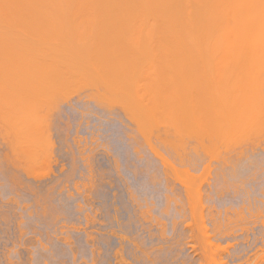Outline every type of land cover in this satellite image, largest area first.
<instances>
[{"label":"bare ground","instance_id":"6f19581e","mask_svg":"<svg viewBox=\"0 0 264 264\" xmlns=\"http://www.w3.org/2000/svg\"><path fill=\"white\" fill-rule=\"evenodd\" d=\"M127 11V12H126ZM130 11L131 12H135L136 11V15L138 14V17L136 16V15H134V14H132V16L131 15H129V13H130ZM99 12L101 13V12H104L103 14L104 15H101V14H99ZM106 12V13H105ZM109 12H112V13H109V15H107ZM113 12H114V14H113ZM123 12H124V14H123ZM126 12V13H125ZM139 12V13H138ZM143 12V13H142ZM118 13H121L122 14V17H121V14H118ZM140 13L142 14V15H140ZM107 15V17L108 16H111L112 18H111V20L109 21V19L110 18H107L106 17V15ZM110 14H112V15H110ZM126 14V15H125ZM147 16H145V15ZM101 15V16H100ZM117 15H119L118 16V18L116 19L114 16H117ZM133 15H134V18H133ZM140 15V16H139ZM104 16V17H103ZM98 18V17H103V20H104V23H109V22H111V21H113V23H112V25L114 26H112L111 28H110V25H111V23H110V25L108 24V26H109V28H108V26H107V24H104L103 23V20L102 21H100L99 22V19L100 18H98V20H94V21H98V23L99 24H104L106 27H107V29H110V30H108V31H105L104 29H106V27L105 28H102L101 29V26L103 27V25H100V27H98V28H96L95 30H94V27L95 26H98L99 24H96L97 22H95V26L93 27L92 25H90V26H92L93 27V30H90V29H92L90 26H88L89 24L88 23H90L89 22V18L91 19V20H93L92 18ZM133 18V19H131L130 21L132 22V20H138V22L136 23V24H134L133 22L132 23H130V21H129V18ZM141 17H143L142 19H141ZM87 18V19H86ZM108 19V22L106 21L105 22V19ZM115 18V19H114ZM121 18H122V20H121ZM127 18V19H126ZM146 18V19H145ZM150 20H149V19ZM84 19V20H86V21H84V22H88L87 24H86V26L87 27H84L85 26V24L83 23V21L82 20ZM102 19V18H101ZM100 19V20H101ZM114 19V20H113ZM117 20V21H116ZM122 21V24H121V21ZM123 20H125V21H123ZM142 20V21H141ZM130 23V24H128V26H127V23L128 22ZM135 21V22H136ZM153 21H155V22H153V24H152V22ZM159 21H161V23H163V24H161ZM92 23H93V21H91ZM125 22V23H124ZM127 22V23H126ZM143 22H145V24L147 25V24H149L150 25V27H148L149 25H145ZM149 22H151V24L154 26L153 27V29H152V27H151V24L149 23ZM156 22H157V25H156ZM91 23V24H92ZM141 23H143L142 24V26L140 25ZM115 24V25H114ZM116 24H118V25H123V27L122 26H118V28H123V30L122 29H118L117 27H116ZM124 24H126V25H124ZM155 24V25H154ZM161 24V25H160ZM138 25V27H135V26H137ZM139 25H140V27H139ZM163 25V26H162ZM166 25H167V27L169 26H171V28H172V30H168L169 28H166V30L167 31H164V29H162V27L163 28H165L166 27ZM127 26V27H126ZM144 26V27H143ZM145 26H146V30H145ZM157 26H159V27H157ZM165 26V27H164ZM174 26V27H173ZM89 27H90V29H89ZM124 27L125 28H127V31H126V29H124ZM133 27H135V30L137 31H135L134 30V28L132 29ZM148 27V28H147ZM177 27V28H176ZM184 27H185V30H186V28L188 27V30H190L191 29V27H193V29H196L197 28V30H198V34L199 35H197L198 36V39H197V41H196V49H197V52H195V53H197V55H199L198 57H197V55L195 54V53H193V51L191 50V49H193L194 48V43H193V40H191L190 42L188 41V40H186L187 39V36L188 35H192V33H194V32H192V33H189V31H184ZM189 27H190V29H189ZM196 27V28H195ZM100 28V30H98ZM116 28H117V30H116ZM128 28H130V29H128ZM142 30H141V29ZM149 28H151V29H149ZM155 28V29H154ZM176 28V29H175ZM106 29V30H107ZM140 31H139V30ZM147 29H148V31H150V32H148L147 31ZM158 29V30H157ZM161 29L164 31V32H166L167 34H169L170 32H172V34H171V36L172 37H176L177 35H179L178 37L181 39H183L182 41H184L185 42V40L186 41H188L189 42V44L190 43H193V44H190L189 46L187 45L188 44V42H186V43H181V42H179V43H181V44H183L182 46H179V43L177 42V43H173V42H171V43H173L174 45H178V46H176L178 49H176V47H174V45L173 44H170V40L169 39H167V37H169L170 35H167L166 33H163L162 31H161ZM102 30V31H101ZM112 30V31H111ZM126 32H128V33H126L128 36L126 37V35H125V31ZM134 30V31H133ZM154 30H156L155 31V34H153L154 33ZM196 30V31H197ZM131 31V32H130ZM138 31H139V33H138ZM144 31V32H143ZM151 31H153V33L151 32ZM159 31H161L162 33L161 34H158V32ZM192 30H190V32H191ZM195 31V30H194ZM196 31H195V33H196ZM134 32L136 33V34H140V36H138V35H135V36H137V38H134L135 36H134ZM133 33V35H130V34H132ZM146 33V34H145ZM147 33H149V34H147ZM151 33H152V35L153 36H151ZM177 34V35H174V34ZM184 34V35H183ZM197 34V33H196ZM195 34V35H196ZM150 35V36H149ZM160 36L159 38V40H161L160 42L158 41V39H157V41H156V43L154 42V39H156V37L155 36ZM165 37V39H163V36ZM166 35H167V37H166ZM191 35L190 36H188V37H191ZM131 36V37H130ZM142 36H144V37H142ZM146 36V37H145ZM148 36V37H147ZM181 36H184V38L183 37H181ZM186 36V37H185ZM126 37V38H125ZM128 37H130L129 38V40H128ZM154 37V38H153ZM174 37V38H175ZM175 38V40L177 39V41H181V40H178L179 38ZM132 38H134V39H136V40H132ZM140 38H141V40H140ZM144 38V39H143ZM146 38H148V39H146ZM149 38H151L152 40H150ZM194 38V37H193ZM140 41H139V40ZM145 39H146V41H149L150 43H152V44H150V43H143L144 41H145ZM169 40L168 42L169 43H167L166 45H165V43L167 42V41H165V40ZM131 40V41H130ZM143 40V41H142ZM162 40H164V45H163V43H162ZM124 41H126V44H125V42ZM129 41V44H130V47H129V44L127 43ZM139 41V43H140V46L141 47H139L138 46V48H137V45L139 44V43H137ZM145 41V42H146ZM172 41H174V40H172ZM123 42H124V44H123ZM136 42V44L134 45V43ZM161 45H159L158 43ZM194 42H195V39H194ZM0 43H3V44H1V46H2V48H1V50L4 48V47H6V48H8V45H10V49H11V46L13 45L14 46V44H17V45H19L18 47V49H20L21 51H19V50H15L14 52L12 51V50H10L13 54V56L12 57H14V54L17 52V55H19V53H18V51L20 52V53H22V51H25V53L23 52V54L21 55V56H16L15 55V57L14 58H11V59H14V60H16V63L14 64L13 63V61H12V65L10 64L11 62H9V59L8 58H6L5 57V55H3L4 57H5V60H4V57H0V59L2 60H4V62L6 63V59H7V63H6V65L8 64L9 65V67H7L6 65L5 66H3L4 64L2 63V65L0 66V68L1 67H3V68H1L0 69V93H2V91H4V92H10V93H14V92H16L15 93V95H17L18 93H20L19 95H17V99H19V97H21V101H23L26 97H22L23 95L24 96H30V94L31 95H33V96H35V97H31V99L29 100V101H31L30 103H31V105L30 106H33L31 109L27 106V104H28V102L25 104L24 102V104L23 103H21V101H19V100H17L18 101V103H20V104H22V105H24V106H27V108L25 109V107L23 108V109H25L26 110V112H25V110H22V109H20L21 108V106H19V104H18V106L17 105H15V108H17V107H20V108H18V110H21L22 112H21V114H25V116H24V118H23V120L20 118V120H22V121H18V119H17V121H18V123H19V125H20V127L23 129V131L24 132H28L26 135L27 136H29V127H31V126H29L30 124H33V123H30V121L32 120V122H34L35 123V125H34V127L36 126V124L38 123L36 120H38L40 123H39V125H41V123H43L42 122V120H39V119H41L40 117V115H42L40 112H39V114H35L34 113V115L36 116V118H39V119H36L35 118V116L33 115V112H34V110H36V113L38 112V108H36V109H34V107H36V106H38L40 103H41V101H42V103L41 104H43V105H39V107H40V110H41V108H42V106H44L45 104H46V106H48V105H52L50 102L51 101H49L47 98L49 97V99H50V97L52 96V97H54L53 95H56V97H57V95H60V94H62L63 96H64V94H65V98L67 99L68 97H66V95H67V93L69 94L70 92H76L77 91V88H79L78 89V93H79V95H80V93H81V91H80V88H84V89H86V88H88L89 89V93H90V95L88 96V98L90 99L91 98V94H95L96 95V97H98L99 98V100H95V102H96V104L98 103V102H100V101H106V103H107V105H101V106H103V108L101 107V106H99V103H98V106H99V115H101L100 117H97V116H95L94 118V120H95V122H97V125L99 124V123H101L102 125H104L103 127H101L100 126V128H97V125H93V130H97V129H99V130H101L103 133H104V137H105V135L107 134V132H108V134L106 135V138H109L111 141L110 142H112V144H113V146H114V148H113V152H114V154H115V156H122V155H126L127 157H125V159H128L129 161H132V163H134V164H132L134 167H132V168H134V169H132V174H133V172H134V170L136 169V166H138V165H136L135 164V162L136 163H139V162H137L138 160V158L136 159V157L139 155L140 156V150H138L139 148H137V146H138V142H137V136L138 135H140V133H144V132H142V129H145V127L146 126H148L149 127V125H151V126H153L154 124H156V119H158V121H159V118L161 117V119H160V122H163V120L162 119H164V120H166L167 118H168V116H169V114H166V112H168V113H172L174 110V113H176V114H174V115H172L174 118H175V115H176V118L178 117V119L176 120V118H175V123H174V118L173 117H170V118H172V119H170V120H172V122L175 124V125H181L180 124V121L182 120V119H184V120H182L183 122H184V126L182 127V125L181 126H179L178 128H179V130H181V131H183L182 129L184 128V127H186L185 128V130L182 132L183 134V136L182 137H185V141H186V143H187V141H188V143H189V141L192 143H194L195 144V146L193 145L192 147L193 148H191V150L190 151H192V149L195 151V149L197 150L198 148L199 149H201V150H203V151H205V150H208V154H209V149H215V150H217L218 148V151L222 148V146H224V147H226L227 145L226 144H229L230 142L232 143V142H234L235 143V145L236 144H238V145H236V146H238L239 147V143L241 142V144L243 143V141L244 140H246L244 143L245 144H247V146L245 147V148H247V149H245L244 147L243 148H238L237 147V149H239L237 152H235V153H233V154H237L238 155V157L239 156H242L241 158L243 159L244 157H243V153L245 152V150H246V153L249 155V152L251 153V156H248V158H250L251 159V161L252 160H254L255 158H253V157H255L257 154L259 155V154H262V155H264V137L262 136V134L264 135V132H262V134H261V136L263 137V142L260 144H258V143H256V140H255V142L254 143H252L251 145H249L248 143H251L252 142V138H253V140H254V137L255 138H257L256 137V135L257 134H259L261 131H264V73H262V71L261 70H263V72H264V0H0ZM143 43V44H142ZM153 43H155V45L153 46ZM6 44H7V46H6ZM12 44V45H11ZM128 44V45H127ZM147 44H148V46H147ZM149 44H150V46H149ZM168 44H170V45H173V47H168V48H166V50H164L165 51V54L166 55H170L169 57H163V55H164V51H162L161 50V48L162 49H164L163 47H167L168 46ZM187 45V47H189L190 48V51L188 50V48H186V45ZM124 45V46H123ZM143 45H145V46H143ZM157 45V46H156ZM192 45V46H191ZM0 46V47H1ZM16 46V45H15ZM125 47L124 49L126 50V51H128L127 49H131V47H132V51L133 52H130V51H128L129 53H130V55H129V53H126V51L124 52L121 48H123V47ZM142 46H143V48H142ZM159 46H160V48H159ZM191 46V47H190ZM17 47V46H16ZM16 47H14L15 49H17ZM126 47H128L127 49H126ZM135 47V48H134ZM151 49H150V48ZM154 47H158V49L157 48H154ZM5 48V49H6ZM170 48H172V49H170ZM4 49V50H5ZM13 49V48H12ZM23 49V50H22ZM136 49V51H134ZM155 49H157V51L155 52ZM167 49H168V51H167ZM176 49V50H175ZM188 51H187V50ZM0 50V51H1ZM4 50H2L3 51V54H5V53H7L8 54V52H5L4 53ZM14 50V49H13ZM140 50V51H139ZM143 50V51H142ZM153 51V53H152V51ZM158 50L160 51V52H162V54L161 53H158ZM194 50V49H193ZM7 51H9V49H7ZM137 51H139L140 53H138ZM144 51H145V54L146 53H148V54H146V55H144L143 53H144ZM147 51V52H146ZM174 52H177L178 54L176 55V53H174ZM189 53L190 55L192 54V55H196L195 57H197V58H194V59H190L191 58V56L188 54L187 56L189 57L190 56V58H186L187 56H186V54L187 53ZM10 53V52H9ZM132 53H135V54H132ZM138 53V54H137ZM152 54V56H151V54ZM1 54V53H0ZM6 54V55H7ZM132 54V55H131ZM137 54V55H136ZM139 54H140V56H139ZM153 54H154V56H153ZM173 54H175V55H173ZM10 55V54H9ZM143 55V56H142ZM148 55V57H145V56H147ZM150 55V56H149ZM180 57H179V56ZM185 55V56H184ZM208 55H212V57H214L215 56V59H213V60H210V61H212L211 62V65H213V67L215 66L214 65V60L215 61H217V60H228V62L231 60H233V64L231 63H229V66L230 65H233V69H234V72H232L233 73V76L236 74V78L238 77V75L240 76V74L242 73V74H244V77L243 76H241L240 78H245V76L247 77V78H245V79H248L249 78V76L253 73V71L255 72V70H257L256 72H257V74L259 73V72H261V74H262V77H263V80H261L262 82H259L257 85H255L254 87H256V88H253V87H250L249 85H251L252 86V84H248V83H251V82H249V81H247V80H245V81H247L248 83H246V82H244V81H241V80H239V79H236L235 80V78L233 79V81L231 80V78H230V80H231V82L226 78H224V77H221V75L219 76V74H218V71H219V69H220V67H218L217 65V69L218 70H215L216 72H217V74H218V76H217V74H216V72L213 70H209L208 69V66H206V68L204 67V69H203V66L205 65H203L202 63H201V61L202 60H204V58L202 57V56H208ZM214 55V56H213ZM2 56V55H1ZM137 56H138V58H137ZM160 56L161 57H163V58H160ZM165 56V55H164ZM175 56H177L176 58H175ZM219 56H222V57H225V58H222V57H219ZM140 57H141V59H140ZM143 57H145V58H143ZM174 57V58H173ZM209 57V56H208ZM136 58L139 60H136ZM192 58H193V56H192ZM164 59H168L169 61H171L172 63H173V61L176 63L177 61V63L175 64V63H173V64H175L174 66H173V64L171 65V63L170 62H168V64L167 63H164V62H167L168 60H165V61H163ZM209 59H211V58H209ZM158 60V62L160 63L161 61V63L159 64L158 62L156 63V61ZM161 60V61H160ZM173 60V61H172ZM187 60H189V62H190V60L191 61H195L194 63L196 64V65H198L199 64V62H200V64L198 65L199 67V69L198 68H196V67H194V66H196L195 64L194 65H192L193 63L191 62L190 64L192 65H190L191 66V68H192V70H194V68H196L197 70H194V72L193 71H191V68L189 67V69H190V72L192 73L193 72V75L192 74H186L185 72H181V70L183 71V68H185V67H179V66H181V65H179V62H180V64H184V62H185V64H186V61ZM151 63H150V62ZM154 61H155V63H154ZM182 61H184V62H182ZM197 61H198V64H197ZM207 61V60H206ZM15 62V61H14ZM17 62H20V64H17ZM147 62H149V64L151 65V66H156L155 67V69L154 70H152V68L151 69H149V64H148V66L147 67H142V66H146L147 64ZM182 62V63H181ZM205 62V61H204ZM203 62V63H204ZM207 62H209V61H207ZM206 62V63H207ZM210 63V62H209ZM208 63V64H209ZM213 63V64H212ZM216 63V62H215ZM217 63H218V61H217ZM224 63H226V61L224 62ZM1 64V63H0ZM18 66H17V65ZM157 64V65H156ZM159 64V65H158ZM162 64V65H161ZM163 64H165V65H169L170 67H172L173 66V68H175V66H176V71H178V69H177V67L179 68V71L178 72H176V71H172L171 69V71L168 69V67L167 66H165V67H163L164 65ZM177 64L179 65V66H177ZM182 64V66H184ZM11 65V66H10ZM207 65V64H206ZM222 65H223V63H222ZM154 66H153V68H154ZM157 66L158 67H160V66H162L164 69H161V67H160V70H162V72L163 73H160L159 71H155V70H158V68H157ZM186 66V65H185ZM202 66V67H201ZM224 66V65H223ZM227 66V63L225 64V66L224 67H226ZM169 67V68H170ZM194 67V68H193ZM210 67V66H209ZM215 67L213 68V69H215ZM147 68V69H146ZM157 68V69H156ZM167 70H166V69ZM180 68H181V70H180ZM146 69V70H145ZM149 69V71H147ZM204 70V73H202V71H199V70ZM206 69H208L209 70V73H207L205 70ZM210 69H212L211 67H210ZM227 69V68H226ZM233 69L231 70V71H233ZM254 69V70H253ZM150 70H151V72H150ZM165 70V71H164ZM169 70V71H168ZM223 70H224V68H223ZM223 70H222V73H223ZM155 71V72H154ZM167 71V72H166ZM225 71V70H224ZM148 72H150V73H148ZM153 72V73H152ZM157 72V73H156ZM172 72V73H171ZM195 72H197V73H195ZM199 72V73H198ZM205 72H206V74L209 76L210 74V76L208 77L206 74H205ZM210 72H215V74L212 76V73H210ZM226 72H228V70L226 71ZM229 72H230V70H229ZM229 72L227 73V74H229ZM236 72V73H235ZM235 73V74H234ZM240 73V74H239ZM195 74V75H194ZM206 75V77L207 78H205V76H203V75ZM256 74V73H255ZM254 74V75H255ZM216 75V76H215ZM223 75V74H222ZM230 75V74H229ZM254 75H251V77H254ZM259 76H260V74H258ZM257 76V75H256ZM250 77V78H251ZM261 77V76H260ZM262 77L261 78H259V79H262ZM256 77H254V79H255ZM149 79H152V80H155V82L153 81H150ZM258 79V80H259ZM149 80V82H151V83H147V81ZM159 80H163V82H160ZM250 80V79H249ZM252 80V79H251ZM166 81V82H165ZM254 81V80H253ZM252 81V82H253ZM76 89V90H75ZM83 89V93L86 91L87 93H88V90H84ZM255 89V90H254ZM72 90V91H71ZM74 90V91H73ZM70 91V92H69ZM4 92H3V94H4ZM86 92H85V94H86ZM10 93H8V94H10ZM26 93L27 94H29V95H26ZM72 93V94H73ZM82 93V94H83ZM88 93V94H89ZM254 93V94H253ZM2 94V95H3ZM22 94V95H21ZM43 94V95H42ZM76 94H77V92H76ZM81 94V95H82ZM87 94V95H88ZM15 95H13V96H15ZM47 95V96H46ZM51 95V96H50ZM62 95H60L61 97H62ZM71 95V94H70ZM78 95V94H77ZM86 95V96H87ZM9 96H12V94H10ZM12 96V97H13ZM37 96V97H36ZM46 96V97H45ZM68 96V95H67ZM84 96V95H83ZM8 97V96H7ZM11 97V98H12ZM30 97H28V98H30ZM44 99H43V98ZM55 97V98H56ZM93 97V96H92ZM95 97V96H94ZM95 97V98H96ZM2 98H3V96H2ZM2 98H0L3 102H4V104H5V98L4 99H2ZM16 98V97H15ZM15 98H13V99H15ZM28 98H27V100L26 101H28ZM34 98V99H33ZM59 98V97H58ZM87 98V97H86ZM94 98V99H95ZM256 98V99H255ZM259 98V100H262L261 102H262V104H261V102H260V106H257L256 104H254V102L256 101V103H257V99ZM10 98H8V100H9ZM12 99V100H13ZM23 99V100H22ZM33 99V100H32ZM37 99V100H36ZM42 99V100H41ZM54 99V98H53ZM63 99V98H62ZM70 99V98H69ZM93 99V98H92ZM97 99V98H96ZM255 99V100H254ZM39 100H40V102H39ZM44 100H47V102L49 103H46V101H44ZM50 100H52V99H50ZM55 100V99H54ZM254 100V101H253ZM36 101H38V105H37V102ZM8 102H10V101H8ZM7 102V103H8ZM16 102V101H15ZM34 102V104H36L35 106H34V104H32ZM36 102V103H35ZM2 103V102H1ZM0 103V104H1ZM17 103V102H16ZM29 103V104H30ZM74 103V102H73ZM102 103V102H101ZM100 103V104H101ZM105 103V104H106ZM113 103H114V105H113ZM259 103V102H258ZM13 104V103H12ZM12 104H10V105H12ZM94 105V102H93V106L94 107H96L97 105ZM103 104V103H102ZM2 105V107H3V103L1 104ZM4 106H6V105H4ZM7 106H8V104H7ZM10 107V106H9ZM13 109H14V107L13 106H11ZM10 107V108H11ZM10 108L8 109V107H7V109H8V111L10 110ZM11 108V109H12ZM32 110V109H34L33 111H32V113H31V111L29 110ZM44 108V107H43ZM82 108V107H81ZM98 108V107H97ZM102 108V109H101ZM4 109V108H3ZM12 109V110H13ZM27 109H28V111H27ZM38 109V110H37ZM11 110V111H12ZM17 110V111H18ZM46 110V109H45ZM44 110V111H45ZM68 110V109H67ZM96 110V109H95ZM170 110H173L172 112H170ZM5 111V110H4ZM4 111H2V112H4ZM10 111V112H11ZM14 111H15V109H14ZM14 111H13V113H14ZM74 111V110H73ZM1 112V111H0ZM7 112V111H6ZM20 112V111H19ZM19 112H17V114L19 115ZM28 112V113H27ZM26 113H27V115H26ZM31 113V114H30ZM82 114L83 115V113L80 111L79 112V114ZM98 113V112H97ZM3 114H6L5 112L3 113ZM7 114H8V112H7ZM7 114H6V116H7ZM10 114V113H9ZM20 114V115H21ZM30 114V115H29ZM46 114H48V113H46ZM165 114V116H164V118H162L163 117V115ZM14 115V114H13ZM18 115H14V117L16 116H18ZM20 115L17 117V118H19L20 117ZM28 115H29V117L32 115V117L33 118H35L36 120H33V118L30 120V119H28ZM38 115H39V117H38ZM50 115V114H49ZM65 115V114H64ZM77 115V114H76ZM81 115V116H82ZM97 115V114H96ZM166 115H168L167 117H166ZM171 115V114H170ZM5 116V117H6ZM27 116V118H25ZM44 116V115H43ZM46 116V115H45ZM78 116V118H80V115H77ZM112 116H115V117H118V118H114V117H112ZM1 117V116H0ZM3 118H4V116H2ZM1 117V118H2ZM9 117H11V116H9ZM13 116H12V118L13 119H15V122H13L14 124L16 123V117L14 118ZM22 117V116H21ZM93 117V116H92ZM104 117H106L105 119H103ZM11 118V119H12ZM166 118V119H165ZM27 119L29 120V122H27ZM81 119V118H80ZM152 119H154L153 120V124H152V122H151V124H150V121H152ZM0 120H2V119H0ZM8 120V119H7ZM7 120L5 121V118H4V121L5 122H7ZM45 121H47V120H44V123L43 124H45L46 122ZM149 121V123L147 124V122ZM169 120L167 119V123H171V121H169ZM181 121V123H183ZM80 122V121H79ZM84 122V121H83ZM178 124H177V123ZM3 123V122H2ZM10 123H11V120H10ZM30 123V124H29ZM86 123V122H85ZM5 124V123H4ZM9 124V123H8ZM28 124V125H27ZM41 125L42 126V129L44 130V129H46L47 130V128H48V131L47 132H49V128L50 127H48L49 126V124H50V121H49V124H48V126H45V125ZM100 124V125H101ZM147 124V125H146ZM1 125V124H0ZM3 125V124H2ZM11 125V124H10ZM17 125V124H16ZM19 125H17V126H19ZM75 125V124H74ZM85 125V124H84ZM159 125V124H158ZM157 125V126H158ZM164 125V124H163ZM174 125V126H175ZM9 126V125H8ZM12 126V125H11ZM27 126H29V127H27ZM41 126H40V128H41ZM54 126V125H53ZM89 126V125H88ZM145 126V127H144ZM150 126V127H151ZM5 127V126H4ZM6 127H7V125H6ZM5 127V128H6ZM10 127V126H9ZM13 127H15V126H13ZM12 127V128H13ZM20 127H15V129L17 128V130H21V128ZM26 127V128H25ZM33 127V126H32ZM39 127V126H38ZM43 127H45V128H43ZM65 127V126H64ZM149 127V128H150ZM171 127H172V125H171ZM170 127V128H171ZM20 128V129H19ZM24 128H25V130H24ZM69 128V127H68ZM92 128V127H91ZM148 128V129H149ZM152 128V127H151ZM150 128V129H151ZM158 128V127H157ZM156 127L154 128V129H157ZM173 128V127H172ZM178 128L176 127V129L177 130H175V127H174V130H175V132H177L178 131ZM181 128V129H180ZM9 128H7V130H8ZM26 129H28L27 131H26ZM31 129V128H30ZM33 129V128H32ZM63 129V128H62ZM150 129H149V131H150ZM11 130H14V129H10V132H9V130L7 131V132H9V133H12L13 134V132H11ZM34 130V129H33ZM51 130H52V128H51ZM69 130V129H68ZM68 130H66V131H68ZM73 130V129H72ZM71 130V131H72ZM77 130V129H76ZM75 130V131H76ZM83 130V129H82ZM5 132H6V130H4ZM14 131H16V130H14ZM53 131V130H52ZM57 131V130H56ZM79 131V130H78ZM144 131V130H143ZM152 131H155V130H153V128H152ZM169 131H171V129L169 130ZM169 131H167V132H169ZM4 132V133H5ZM21 133H22V136H23V133L24 132H22V131H20ZM36 132V131H35ZM35 132H33L32 130L30 131V134L31 133H35ZM45 132V131H44ZM47 132H45V133H47ZM94 131H92V132H90L91 134V136L88 134L87 136H89L88 138H87V136H86V138H84L83 140H82V137H81V139L79 138L80 136H77L76 135V137H73L74 139L73 140H71L72 141V147H70V149H72V151H74V152H76L75 150H77V154L78 155H83V154H85V152L87 153V151H88V153L89 154H94V153H96V151L97 150H99V148L101 147V148H103L104 149V147L106 148H108V145L106 146V143L104 144L103 143V141H105V140H107V139H104L103 138V141L101 142L100 141V139L103 137L102 136V134L101 135H99L100 137V139L99 138H94V136H93V133ZM138 132H140L139 134H138ZM156 132V131H155ZM173 132V131H172ZM1 133H2V131H1ZM0 133V134H1ZM16 133V132H15ZM18 133V132H17ZM41 133H43L42 131H41ZM45 133H44V135H45ZM66 133V132H65ZM81 133V132H80ZM86 133V132H85ZM88 133H89V131H88ZM145 133H148L147 132V127H146V129H145ZM154 133V132H153ZM158 133V132H157ZM166 133V132H165ZM178 133H180V132H178ZM8 134V133H7ZM50 134V133H49ZM49 134H47V141L49 142V143H51V145H49V146H53V144H55L54 142H53V140H54V137H53V139H51V137L52 136H50ZM52 134V133H51ZM73 134H74V132H73ZM77 134H78V132H77ZM87 134V133H86ZM151 134V133H150ZM11 135V134H10ZM14 135V134H13ZM13 135H11V136H13ZM16 135V134H15ZM13 136V138L15 139V137L16 136ZM18 135V134H17ZM33 134H31L30 136H32ZM34 135H36V133L34 134ZM33 135V136H34ZM55 135V134H54ZM79 135V134H78ZM85 135V134H84ZM95 135V134H94ZM156 135V134H155ZM155 135H153L154 137H155ZM162 135V134H161ZM160 135V136H161ZM174 135V134H173ZM177 135H181V133L180 134H177ZM176 135V136H177ZM4 136V135H3ZM21 136V142H22V144H21V146L23 145V143H24V145L22 146V147H20V144H18L19 145V148H18V145H16L17 146V148H18V152H19V149H20V152L18 153L17 151H15L16 150V147H15V149H14V147H12V146H14V145H9V146H11L10 147V149L12 148V153L11 152H8V153H11L12 155V158H11V156H8V155H10V154H5L4 155V157L5 156H7V157H9V158H11L12 159V161L11 162H13V164H16V161H18V159L20 158L22 161H25V157H28L29 159H33L34 157H37V155H39L40 156V153L41 152H39V154H38V149L35 147V145L37 146V143L41 140H37L35 137V142H36V140L38 141V142H36V144L34 145L33 143H35V142H32L33 140H31L30 139V136H29V139L31 140V143H30V141H28V143H27V140H25L26 141V143L25 142H23L24 141V138H26L25 136L24 137H22ZM98 136V135H97ZM149 136H152V135H149ZM163 136H166V135H163ZM170 136H171V134H170ZM259 136V135H258ZM260 136V137H261ZM10 137V136H9ZM9 137H8V139H9ZM18 137L20 138V135H18ZM44 136H42L41 138H43ZM50 137V138H49ZM67 137V136H66ZM71 137V136H70ZM140 137H141V139H142V136L140 135ZM148 137V136H147ZM147 137H145L144 136V138L146 139ZM158 137V136H157ZM168 137V136H167ZM177 137H179V136H177ZM181 137V136H180ZM182 137L181 138H177L178 140L177 141H179V139H182ZM3 138V137H2ZM22 138H23V140H22ZM90 138V139H89ZM161 138H163V139H165L166 137H161ZM172 138H174V136L172 137ZM7 138H5V140H6ZM44 139V138H43ZM89 139V140H88ZM160 139V138H159ZM163 139H161V140H163ZM167 139V138H166ZM165 139V140H166ZM175 139V138H174ZM174 139H172V140H174ZM251 139V140H250ZM260 139V138H259ZM258 139V140H259ZM2 140V139H1ZM4 140V139H3ZM11 140V139H10ZM15 140H17V139H15ZM19 140V139H18ZM19 140V141H20ZM149 140V139H148ZM147 140V141H148ZM171 140V139H170ZM184 140V139H183ZM248 140H250L251 142H249ZM19 141H18V143H19ZM45 141V140H44ZM46 141V142H47ZM51 141V142H50ZM147 141H146V143H147ZM150 141V140H149ZM148 141V142H149ZM167 141V140H166ZM10 142V141H9ZM14 141H13V139H12V144H14L13 143ZM20 142V143H21ZM47 142V143H48ZM56 142V141H55ZM85 143V145L86 146H88V147H86L84 144H82V143ZM109 142V143H110ZM172 141H170L169 143H171ZM174 142V141H173ZM183 142V141H182ZM248 142V143H247ZM46 143V144H47ZM59 143V142H58ZM154 143V142H153ZM168 143V144H169ZM178 143V142H177ZM234 143H232V147H234L235 149H233V151L231 150V152H234V150H236V147H235V145H234ZM256 143V144H255ZM4 144V143H3ZM5 144H7V143H5ZM9 144V143H8ZM11 144V143H10ZM42 143H40V145H41ZM149 144V145H148ZM156 144V142L154 143V145ZM158 144L160 145V143L158 142ZM165 144V143H164ZM163 144V145H164ZM175 144V143H174ZM257 145V146H259V149H258V147H257V150L259 151L260 150V152H258V151H256L255 149H256V147H254V145ZM81 145H84V146H81ZM110 145V144H109ZM147 145H148V148L150 147V151H152L153 152V154H154V156H157L158 155V157H154V160H155V158H162L163 157V155H159V153H157L156 152V150H158V149H156V147H153L152 146V144H150V142L149 143H147ZM181 145H183V144H181ZM185 145H187V144H185ZM248 145H249V148H248ZM2 146V145H1ZM8 146V145H7ZM7 146H5V147H7ZM39 146V145H38ZM37 146V147H38ZM55 146V145H54ZM74 146H75V149H74ZM165 146V145H164ZM242 146H245L244 144L242 145ZM110 147V146H109ZM112 147V146H111ZM161 147V146H160ZM169 147V146H168ZM189 147V146H188ZM221 147V148H220ZM223 147V148H224ZM4 148V147H3ZM21 148H22V150H21ZM39 148V147H38ZM49 148V147H48ZM47 148V150H49ZM52 148V147H51ZM155 148V149H154ZM158 148H159V146H158ZM163 148V147H162ZM183 148V146L181 147V149ZM187 147L185 146V148L184 149H186ZM217 148V149H216ZM228 148V147H227ZM227 148H226V150H227ZM229 148H231L230 146H229ZM36 149H37V151H36ZM69 149V150H70ZM102 149V150H103ZM112 149V148H111ZM169 149V148H168ZM171 149H172V147H171ZM190 149V148H189ZM198 149V150H199ZM243 149H244V151H243ZM167 150V149H166ZM183 150V149H182ZM223 150V149H222ZM221 150V151H222ZM225 150V151H226ZM71 151V152H72ZM144 151V150H143ZM149 151V152H150ZM184 151V150H183ZM187 151H189V150H185V152H187ZM211 151V150H210ZM229 153H230V150H227ZM147 152V151H146ZM145 152V153H146ZM184 152V153H185ZM196 152V151H195ZM202 152V151H201ZM207 152V151H206ZM220 152V151H219ZM222 152H224V150L222 151ZM3 153V152H2ZM6 153V152H5ZM106 153V152H105ZM144 153V152H143ZM192 153H194L193 151H192ZM200 153V152H199ZM203 153H205V152H203ZM212 153H214V152H210V154H212ZM225 153V152H224ZM246 153H245V157L247 156L246 155ZM179 154V153H178ZM186 154H188V153H186ZM190 154V153H189ZM188 154V155H189ZM208 154H205V155H207V156H209ZM232 154V155H233ZM43 155V154H42ZM74 155H75V153H74ZM169 155V154H168ZM179 155H181V154H179ZM184 155V154H183ZM220 155V154H219ZM237 155H234V156H236L235 158H237ZM259 156V157H261V158H259V160L261 161L262 160V158H263V160H264V157L263 156ZM19 156V158L17 159L16 157H18ZM138 156V157H139ZM159 156H161V157H159ZM190 156V155H189ZM189 156H186V157H189ZM201 156V155H200ZM213 156V155H212ZM15 157V158H14ZM123 158H124V156H122ZM122 157H120V158H122ZM151 157H153V156H151ZM165 157H167V156H165ZM162 158V160L161 159H158V160H160V161H164V159H166V158ZM180 156H178L176 159L178 160L177 162H175V163H177L176 165H179L180 164V166L181 167H179V166H176L174 163V165L173 166H171L170 164V166L171 167H174V166H176V167H178V168H181V169H179L180 171H182V169H184L183 170V173L190 179V177L191 178H194V177H196L197 176V174H195V173H198V171H201L200 173H201V175H202V178H203V172H205V168H206V166H204L205 164H207L208 165V163L209 162H207V163H204V165H203V168H196V166H191L192 164H193V162L191 163V167H188V166H185V165H187L185 162H183V161H185L184 159H183V157L184 156H182L181 155V157L180 158H182V159H180L179 158ZM185 157V158H186ZM204 157V156H203ZM211 157V156H210ZM209 157V158H210ZM258 157V156H257ZM3 158V157H2ZM6 158V157H5ZM91 157H86V158H84V160H86V159H90ZM144 158V157H143ZM205 158V157H204ZM203 158V159H204ZM208 158V157H207ZM234 158V157H233ZM253 158V159H252ZM6 159H8V158H6ZM11 159H9V160H11ZM15 160V163H14V160ZM24 159V160H23ZM125 159H123L122 161L124 162H127ZM202 158H200V160H201ZM231 159H232V156H231ZM238 160L240 159V158H237ZM247 159V158H246ZM245 159V160H246ZM249 159V160H250ZM5 160V159H4ZM8 160V161H9ZM48 160V159H47ZM83 160V159H82ZM140 160V159H139ZM152 160V159H151ZM166 160H169V159H166ZM181 160H183V161H181ZM189 160V159H188ZM205 160V159H204ZM211 160V159H210ZM209 159H208V161H210ZM233 160V159H232ZM244 160V161H245ZM248 160V159H247ZM246 160V161H247ZM248 160V162H251V161H249ZM258 160V158H256V160H254L253 162H255L256 161V163H257V165H258V162H259V160ZM263 160H262V162H259V164H262L263 163ZM87 161V160H86ZM129 161H128V163H129ZM134 161V162H133ZM153 161V160H152ZM181 161V162H180ZM216 161V160H215ZM215 161H213V162H215ZM240 161H242V160H240ZM243 161V162H244ZM20 163H21V161H19ZM29 162V161H28ZM49 162V161H48ZM57 162V161H56ZM124 162V164H126ZM149 162H151V161H149ZM157 162V161H156ZM166 162H169V161H166ZM166 162H162L163 164L165 163L166 164ZM180 162V163H179ZM183 162V163H182ZM187 162V161H186ZM212 162V163H213ZM226 162V161H225ZM109 163V162H108ZM131 163V162H130ZM142 163V162H141ZM155 163V162H154ZM171 163V162H170ZM188 163H190V162H188ZM239 163H241V162H239ZM256 163H254V164H256ZM104 164V163H103ZM115 164H117L118 165V160L116 159L115 160ZM123 164V163H122ZM143 164V163H142ZM141 164V165H142ZM151 164V163H150ZM163 165L165 168L168 166H166V165ZM182 164V165H181ZM185 164V165H184ZM253 164V163H252ZM29 165V164H28ZM117 165H116V168H117ZM130 165V167L132 166L131 164H129ZM139 165H140V163H139ZM194 165V164H193ZM201 165V164H200ZM199 165V166H200ZM247 165V164H246ZM250 165V169L252 168V167H255V174L254 175H256V171L258 170L259 171V174H260V170L263 172V170H262V168L259 170V168L261 167H256L255 165L254 166H252L251 165V163L249 164ZM249 165H247V166H249ZM48 166H49V164H48ZM83 166V165H82ZM86 166V165H85ZM111 166V165H110ZM182 166H184V167H182ZM198 166V167H199ZM202 166V165H201ZM231 166H233V165H231ZM230 166V167H231ZM246 166V167H247ZM262 166L264 167V165L262 164ZM20 167V166H19ZM57 167V166H56ZM138 167H140V166H138ZM155 167V166H154ZM171 167H170V170H171ZM208 167V166H207ZM229 167V166H228ZM23 168H24V166H23ZM49 168H50V166H49ZM116 168H115V170H116ZM125 168H126V165H125ZM124 168V169H125ZM127 168H129L128 166H127ZM126 168V169H127ZM142 168H143V165H142ZM142 168H140V170L139 171H141V169ZM156 168V167H155ZM162 168V167H161ZM16 169H19L18 167H16ZM15 169V170H16ZM51 169V168H50ZM147 169H150L149 168V166L148 167H146V170ZM157 169V168H156ZM174 169H176V168H174ZM208 169V168H207ZM257 169V170H256ZM61 170V169H60ZM128 170H130V169H128ZM128 170H126V171H128ZM137 170V169H136ZM173 170V169H172ZM178 170V169H177ZM50 171V170H49ZM125 171V170H124ZM131 171V170H130ZM130 171H128V173L127 174H129V172ZM142 171H143V169H142ZM151 171V170H150ZM165 171V170H164ZM168 171V170H167ZM174 171V170H173ZM172 171V172H173ZM208 171V170H207ZM210 171V170H209ZM247 171H249V170H247ZM246 171V172H247ZM136 172V171H135ZM135 172H134V175H135ZM144 172H146L145 171V165H144ZM161 172H163V170L161 171ZM160 172V173H161ZM174 172H176V170L174 171ZM173 172V173H174ZM250 172V171H249ZM50 173V172H49ZM48 173V174H49ZM55 173V172H54ZM117 173V172H116ZM115 173V174H116ZM130 173V174H131ZM157 173V172H156ZM155 173V174H156ZM165 173V172H164ZM61 174V173H60ZM59 174V175H60ZM127 174H125V175H127ZM129 174V175H130ZM131 174V176H133ZM136 174H138V173H136ZM158 174V173H157ZM175 174V173H174ZM252 174V175H253ZM258 174V175H259ZM264 174V173H263ZM263 174H261L262 176H264ZM119 175V174H118ZM141 175H143V173L141 174ZM140 174H139V176H140V178L141 179H143L142 181H144V179L146 178H142V176H141ZM150 175V174H149ZM180 175H182V174H180ZM180 175H178V176H180ZM207 174H205V176H206ZM254 175H253V178H254ZM257 175V176H258ZM144 176H145V174H144ZM167 176V175H166ZM200 175H198V177H199ZM223 176V175H222ZM122 177V176H121ZM127 177H129L130 178V176H127ZM53 178V177H52ZM118 178V177H117ZM135 178H138V177H135L134 176V179ZM147 178H148V176H147ZM188 178H186L187 179V181H188ZM201 178V179H202ZM222 177H219V179H221ZM253 178L251 179V180H253ZM50 179V178H49ZM116 179V178H115ZM120 179V178H119ZM132 179V178H131ZM141 179H139L140 181H141ZM149 179H151V181H152V179H153V177L151 178V176L148 178V180L147 181H149ZM164 179H165V177H164ZM163 178H162V180H164ZM166 179H167V177H166ZM184 179H185V177H184ZM186 179H185V181H186ZM196 179H197V177H196ZM199 179V178H198ZM204 179V178H203ZM234 179V178H233ZM256 179H258V178H256ZM53 180V179H52ZM59 180V179H58ZM123 180V179H122ZM129 180V179H128ZM133 180V179H132ZM137 180V179H136ZM145 180V181H146ZM154 180V179H153ZM161 180V179H160ZM161 180V181H162ZM191 180V179H190ZM193 180V179H192ZM191 180V181H192ZM206 180V179H205ZM250 180V182L253 184V186H255V185H257V184H259V182L257 183V182H253V181H251ZM263 180V178L261 179V180H259L260 182ZM76 181V180H75ZM101 181V180H100ZM116 181V180H115ZM138 181V180H137ZM147 181H146V184H148V189H150V187L152 186V189L154 188L153 187V182L151 183L152 185L151 186H149V183H147ZM156 181H157V179H156ZM160 181V182H161ZM168 181V180H167ZM201 181V180H200ZM199 180H198V182H200ZM204 181V180H203ZM53 182V181H52ZM73 182V181H72ZM124 182V181H123ZM122 182V183H123ZM130 182V181H129ZM132 182V181H131ZM135 182V181H134ZM134 182H133V185H134ZM150 182V181H149ZM193 182V181H192ZM191 182V183H192ZM264 182V181H263ZM36 183V182H35ZM78 183V182H77ZM121 183V184H122ZM144 184H145V182H143ZM154 183H155V181H154ZM157 183V182H156ZM165 183H167V182H165ZM180 183H182V182H180ZM230 183V182H229ZM231 183H233V182H231ZM254 183H255V185H254ZM257 183V184H256ZM262 183V182H261ZM53 184V183H52ZM107 184V183H106ZM118 184H119V182H118ZM137 184V183H136ZM184 183H182L181 184V186L183 185ZM194 184V183H193ZM200 184H201V182H200ZM243 184V183H242ZM250 184V183H249ZM41 185V184H40ZM44 185V184H43ZM42 185V186H43ZM56 185V184H55ZM59 185V184H58ZM62 185V184H61ZM74 185V184H73ZM132 185V186H133ZM156 185V184H155ZM164 184L162 183V186H163ZM167 185H168V183H167ZM188 185V184H187ZM195 185V184H194ZM232 185V184H231ZM230 185V186H231ZM235 185V184H234ZM246 185V184H245ZM262 185V184H261ZM41 186V187H42ZM67 186H69V185H67ZM102 186V185H101ZM118 185H116V187H117ZM126 186V185H125ZM129 186H130V184H129ZM132 186L131 187H129V188H132ZM134 186H136V185H134ZM140 186V185H139ZM142 186V185H141ZM185 186V185H184ZM190 186V185H189ZM191 186H192V184H191ZM251 186V185H250ZM50 187V186H49ZM58 186L56 185V188H57ZM64 187L65 186H63V189H64ZM72 187V186H71ZM75 187V193H76V195H78V194H81V195H83V192H81L84 188H82V190H80V186L79 185H76V186H74ZM85 187V186H84ZM99 187V186H98ZM103 187V186H102ZM112 187V186H111ZM110 187V188H111ZM121 187H123V186H121ZM138 187V186H137ZM136 187V188H137ZM144 187V186H143ZM143 187H141V188H143ZM159 187H160V185H159ZM193 187V186H192ZM197 187V186H196ZM233 187V186H232ZM231 187V188H232ZM234 187H237V186H234ZM247 187V186H246ZM252 187V186H251ZM259 187V186H258ZM37 188V187H36ZM70 188V187H69ZM69 188H67V189H65L66 190V192H71L70 194H71V196H73V194H72V191L69 189ZM97 188V187H96ZM113 188V187H112ZM119 188V187H118ZM135 188V189H136ZM171 188V187H170ZM186 188H188V186H186ZM190 188V187H189ZM189 188L187 189V190H189ZM198 188V187H197ZM241 188V187H240ZM256 188L257 187H255V189L253 190V189H251V190H253V191H255L256 190ZM48 189V188H47ZM62 189V188H61ZM62 189V190H63ZM106 189V188H105ZM108 189V188H107ZM106 189V190H107ZM116 189V188H115ZM140 189V188H139ZM145 189V188H144ZM152 189H150V190H147V188H146V190H147V192L148 191H151ZM162 189H166V188H162ZM167 189H168V187H167ZM191 189V188H190ZM195 190H197L196 188H194ZM234 189V188H233ZM258 189V188H257ZM60 190V189H59ZM58 190V191H59ZM61 190V191H62ZM74 190V189H73ZM85 190V189H84ZM106 190H103V191H106ZM154 190H156V189H154ZM157 190H158V188H157ZM169 190V189H168ZM195 190H194V192H195ZM236 190H237V188H236ZM239 190V189H238ZM237 190V191H238ZM241 190V189H240ZM42 191V190H41ZM52 191V190H51ZM102 191V192H103ZM122 191V190H121ZM153 191V190H152ZM162 191H164V190H161V193H162ZM166 191V190H165ZM170 191V190H169ZM198 191V190H197ZM244 191H245V189H244ZM247 192H250V190H246ZM32 192V191H31ZM38 192V191H37ZM50 192V191H49ZM124 192H126V191H124ZM138 192V191H137ZM154 192V191H153ZM159 192H160V190H159ZM159 192H157L156 194H157V196L159 195ZM173 192H175V191H173ZM188 192V191H187ZM193 192V190L190 192V193H192ZM198 192H201L202 193V191H198ZM198 192H197V194L196 195H198ZM221 192V191H220ZM230 192V191H229ZM257 192V191H256ZM55 193V192H54ZM62 193V192H61ZM74 193V194H75ZM97 193V192H96ZM109 193V192H108ZM108 193H106V194H108ZM123 193V192H122ZM143 193H144V191H143ZM152 193V192H151ZM189 192L187 193V202H190V203H188L189 204V206L191 205V206H193V207H196L195 205H194V203L197 201V199L194 197V201H195V199H196V201L195 202H193L192 201V199H193V197H192V195L190 194ZM222 193V192H221ZM227 193H228V191H227ZM244 193V192H243ZM243 193H238V196H239V194H243ZM246 193V192H245ZM251 193V192H250ZM259 193V192H258ZM261 193H263V192H261ZM39 194H41L40 192H39ZM58 194V193H57ZM66 194V193H65ZM68 194V193H67ZM66 194V195H67ZM102 194V193H101ZM110 194V193H109ZM108 194V195H109ZM134 194V193H133ZM147 194V193H146ZM173 194V193H172ZM171 194V195H172ZM200 194V193H199ZM233 194V193H232ZM249 194V193H248ZM254 194H255V192H254ZM253 193H252V195H254ZM36 195H38V194H36ZM62 195V194H61ZM65 195V196H66ZM75 195V196H76ZM98 195V194H97ZM127 195V194H126ZM128 195H132V194H128ZM143 195V194H142ZM153 195V194H152ZM155 195V194H154ZM174 195V194H173ZM179 195V194H178ZM45 196V195H44ZM63 197H64V195H62ZM68 196H69V194H68ZM74 196V197H75ZM79 196V195H78ZM84 196V195H83ZM82 196V197H83ZM123 196V195H122ZM150 196V195H149ZM161 196V195H160ZM180 196V195H179ZM194 196V195H193ZM203 196V195H202ZM235 196V195H234ZM242 196V195H241ZM249 196H250V194H249ZM248 196V197H249ZM258 196V195H257ZM36 197V196H35ZM67 197V196H66ZM102 197H103V194H102ZM101 197V198H102ZM120 197V196H119ZM136 197V196H135ZM156 197V196H155ZM189 197H191L190 199H189ZM198 197V196H197ZM200 197V196H199ZM231 197V196H230ZM39 198V197H38ZM65 198V197H64ZM69 198V197H68ZM85 198V197H84ZM110 198V197H109ZM133 198V197H132ZM253 198H256L257 199V197H253ZM77 199V198H76ZM83 199V198H82ZM103 199V198H102ZM104 199H105V197H104ZM111 199V198H110ZM119 199V198H118ZM170 199V198H169ZM169 199H168V201H169ZM175 199V198H174ZM199 199V198H198ZM228 199V198H227ZM233 199V198H232ZM240 199V198H239ZM251 199V198H250ZM263 199H264V195H263ZM263 199L261 198V201L262 202H264L263 201ZM203 200V199H202ZM60 201H61V199H60ZM74 201H75V199H74ZM133 201H134V199H133ZM170 201H171V199H170ZM169 201V202H170ZM172 201H173V199H172ZM177 201H178V199H177ZM191 201H192V203H193V205L191 204ZM257 201H258V199H257ZM99 202V201H98ZM101 202V201H100ZM113 202V201H112ZM157 202H160V201H157ZM162 202V201H161ZM167 202V201H166ZM180 202V201H179ZM200 202H201V197H200ZM200 202H199V205H201L200 204ZM256 202V201H255ZM259 202H260V198H259ZM78 203V202H77ZM83 203H84V201H83ZM87 203V202H86ZM96 203V202H95ZM115 203V202H114ZM123 203V202H122ZM125 203V202H124ZM182 203V202H181ZM202 203V202H201ZM253 203V202H252ZM257 203V202H256ZM105 204V203H104ZM126 204V203H125ZM129 204V203H128ZM132 204H134V203H132ZM168 204V203H167ZM171 204V203H170ZM177 204V203H176ZM196 204H198V202H196ZM250 204V203H249ZM255 204V203H254ZM260 204V203H259ZM78 205H80V204H78ZM77 205V206H78ZM164 205H166V204H164ZM181 205V204H180ZM253 205V204H252ZM256 205V204H255ZM254 205V206H255ZM263 206H264V204H262ZM87 207H88V205H86ZM93 206V205H92ZM91 206V207H92ZM100 206H101V204H100ZM110 206V205H109ZM161 206V205H160ZM191 206H190V208H191ZM79 207V206H78ZM102 207V206H101ZM105 207V206H104ZM176 207V206H175ZM179 207V206H178ZM244 207V206H243ZM243 207H241V208H243ZM250 207V206H249ZM66 208V207H65ZM90 208V207H89ZM97 208V207H96ZM189 208V207H188ZM189 208V209H190ZM199 208V207H198ZM263 208V207H262ZM83 209V208H82ZM85 209V208H84ZM87 209V208H86ZM128 209V208H127ZM168 209V208H167ZM176 209V208H175ZM196 208H194V209H190V210H192V212H193V210L194 211H196L195 210ZM201 209V208H200ZM200 209H197V210H200ZM249 209V208H248ZM247 209V210H248ZM257 209V208H256ZM68 210V209H67ZM93 210V209H92ZM97 210V209H96ZM124 210H125V208H124ZM178 210V209H177ZM204 210V209H203ZM255 210V209H254ZM69 211V210H68ZM83 211V210H82ZM81 211V212H82ZM94 211H95V209H94ZM107 211V210H106ZM132 211V210H131ZM182 211V210H181ZM184 211V210H183ZM225 211V210H224ZM259 211V210H258ZM262 211H264V210H262ZM45 212V211H44ZM86 212V211H85ZM108 212V211H107ZM177 212V211H176ZM202 212V211H201ZM206 212V211H205ZM220 212V211H219ZM226 212V211H225ZM92 213V212H91ZM132 213V212H131ZM137 213V212H136ZM204 213V212H203ZM222 213V212H221ZM239 213V212H238ZM237 213V214H238ZM247 213H248V211H247ZM251 213V212H250ZM262 213V212H261ZM97 214V213H96ZM99 214V213H98ZM107 214V213H106ZM179 214H180V212H179ZM192 214V216L193 217H195L194 215H195V213L193 212V213H191ZM227 213H225V215H226ZM245 214V213H244ZM252 215V214H251ZM32 216V215H31ZM92 216V215H91ZM98 216V215H97ZM132 216V215H131ZM135 216V215H134ZM221 216H224V215H221ZM239 216V215H238ZM262 216V215H261ZM85 217V216H84ZM102 217V216H101ZM228 217V216H227ZM243 217V216H242ZM259 217V216H258ZM263 217V216H262ZM92 218H94V217H92ZM105 218V217H104ZM192 218V217H191ZM199 218V217H198ZM198 218H194V219H192L193 221L194 220H196L197 221V219ZM215 218H216V216H215ZM221 218V217H220ZM219 218V219H220ZM131 219V218H130ZM200 219V218H199ZM203 219H205V218H203ZM202 219V220H203ZM214 219V218H213ZM218 219V218H217ZM223 219H226V217L225 218H223ZM228 219H226V221H227ZM231 220V219H230ZM254 220V219H253ZM263 220V219H262ZM85 221V220H84ZM94 221V220H93ZM116 221V220H115ZM131 221V220H130ZM135 221V220H134ZM220 221V220H219ZM225 221V222H226ZM252 221V220H251ZM264 221V220H263ZM103 222V221H102ZM215 222V221H214ZM88 223H90V220H88ZM191 223V226L193 227V225H192V222H190ZM197 223V222H196ZM212 223V222H211ZM218 223V222H217ZM86 224V223H85ZM84 224V225H85ZM91 224V223H90ZM128 224V223H127ZM207 224V223H206ZM215 224V223H214ZM229 224V223H228ZM89 225V224H88ZM93 225V224H92ZM108 225V224H107ZM117 225V224H116ZM188 225H190L189 223H188ZM201 225H203L202 224V221H201V223H200V220H199V226L201 227ZM264 225V224H263ZM80 226V225H79ZM86 226H87V224H86ZM98 226V225H97ZM99 226H100V224H99ZM110 226V225H109ZM120 226V225H119ZM184 226V225H183ZM191 226H189V229L187 228V230H190V231H192L191 230ZM205 227L207 226V225H204ZM223 226H224V224H223ZM229 226V225H228ZM232 226V225H231ZM121 227V226H120ZM185 227V226H184ZM198 227V226H197ZM198 227V230L200 231V233H198L199 235H201V231L203 230V228L201 227ZM204 227V228H205ZM209 227H211V226H209ZM257 227V226H256ZM76 228V227H75ZM96 228V227H95ZM101 228V227H100ZM128 228H129V226H128ZM180 228V227H179ZM182 228V227H181ZM200 228V229H199ZM222 228V227H221ZM227 228V227H226ZM70 229V228H69ZM97 229V228H96ZM102 229H104V228H102ZM151 229V228H150ZM193 229V228H192ZM206 229V228H205ZM204 229V230H205ZM212 229V228H211ZM263 229V228H262ZM71 230V229H70ZM129 230V229H128ZM134 230V229H133ZM204 230L202 231V234L203 233H205L204 232ZM62 231V230H61ZM81 231V230H80ZM109 231V230H108ZM122 231V230H121ZM147 231V230H146ZM206 231V230H205ZM210 231V230H209ZM221 231L222 230H220V233H221ZM250 231V230H249ZM253 231V230H252ZM88 232V231H87ZM99 232V231H98ZM109 232H111V231H109ZM136 232V231H135ZM148 232V231H147ZM146 232V233H147ZM208 231H206V233H207ZM254 232V231H253ZM264 232V230L261 232V234ZM66 233V232H65ZM96 233V232H95ZM112 233V232H111ZM187 233V232H186ZM186 233H184L185 235H186ZM209 233V232H208ZM237 233V232H236ZM61 234V233H60ZM87 235H88V233H86ZM188 234V233H187ZM197 234V235H198ZM210 234V233H209ZM208 234V235H209ZM212 234V233H211ZM213 234H214V232H213ZM216 235H217V232L215 233ZM214 234V235H215ZM224 234H225V232H224ZM245 234V233H244ZM144 235V234H143ZM181 235V234H180ZM199 235H198V237H199ZM203 235H205V234H203ZM202 235V236H203ZM207 234L205 235V236H208ZM222 235H223V233H222ZM233 235V234H232ZM242 235V234H241ZM249 235H253L252 233L251 234H249ZM68 236V235H67ZM93 236V235H92ZM91 235H90V237H92ZM95 236V235H94ZM149 236V235H148ZM182 236V235H181ZM190 236H193V235H190L189 234V237ZM202 236L200 237L201 238V240L203 239L202 238ZM211 236V235H210ZM209 236V237H210ZM219 236H221V235H219ZM240 236V235H239ZM239 236H236V237H239ZM254 236V238H255V235H253ZM252 236V237H253ZM258 236V235H257ZM262 236H264V234L263 235H261V237ZM63 237V236H62ZM198 237H196L195 236V238H198ZM215 237H217V236H215ZM214 237V238H215ZM231 237V236H230ZM245 236H243V238H244ZM145 238V237H144ZM182 238V237H181ZM191 238V237H190ZM193 238V237H192ZM211 238H212V236H211ZM226 238H229V236L227 237L226 236ZM233 238H235V237H233ZM257 238H259V236L258 237H256V239ZM264 238V237H263ZM152 239V238H151ZM159 239V238H158ZM205 239H207L206 237H205ZM204 239V240H205ZM210 238H208V240H209ZM217 239H218V237H217ZM223 239H225L224 237H223ZM232 239V238H231ZM250 239V238H249ZM252 239V238H251ZM250 239V240H251ZM255 239V241H257ZM69 240V239H68ZM86 240V239H85ZM107 240V239H106ZM118 240V239H117ZM144 240V239H143ZM142 240V241H143ZM181 240V239H180ZM194 240V239H193ZM192 240V241H193ZM197 240V239H196ZM203 240V241H204ZM214 240V239H213ZM220 240H221V238H220ZM219 240V241H220ZM226 240V239H225ZM224 240V241H225ZM228 240V239H227ZM233 240V239H232ZM235 240V239H234ZM243 240V239H242ZM241 240V241H242ZM246 240V239H245ZM260 240V239H259ZM258 240V241H259ZM95 241V240H94ZM98 241V240H97ZM108 241V240H107ZM151 241V240H150ZM153 241V240H152ZM185 241V240H184ZM187 241H188V239H187ZM200 243H202V241H200V239L198 240ZM211 241V240H210ZM230 241V240H229ZM253 241V240H252ZM251 241V242H252ZM254 241V242H255ZM261 241V240H260ZM104 242V241H103ZM110 242V241H109ZM186 242V241H185ZM189 242H191L190 240H189ZM194 242V241H193ZM192 242V243H193ZM205 242H209V241H205ZM221 242V241H220ZM219 242V243H220ZM231 242V241H230ZM229 242V243H230ZM240 242V241H239ZM246 242H247V240H246ZM246 242H242L243 244L245 243L246 244ZM249 242V241H248ZM247 242V243H248ZM262 243H263V241H261ZM261 242H259V243H261ZM73 243V242H72ZM92 243V242H91ZM102 243V242H101ZM128 243V242H127ZM196 243H198V242H196ZM199 243V244H200ZM204 243V242H203ZM203 243L202 244H200L201 246L203 245ZM213 243H214V241H213ZM237 243V242H236ZM235 243V244H236ZM257 243V242H256ZM87 244H89V243H87ZM97 244V243H96ZM99 244V243H98ZM146 244V243H145ZM172 244V243H171ZM190 244V243H189ZM194 244V243H193ZM193 244H191V247H193L194 248V246H192ZM198 244V245H199ZM205 244V243H204ZM207 244V243H206ZM205 244V245H206ZM242 244V245H243ZM69 245V244H68ZM73 245V244H72ZM84 245H86V244H84ZM91 245V244H90ZM110 245V244H109ZM108 245V246H109ZM148 245V244H147ZM199 245V246H200ZM205 245L204 246H202L203 247V249H204V247H205ZM228 245V244H227ZM233 245V244H232ZM254 245H255V243H254ZM253 245V246H254ZM262 244H260V246H261ZM43 246V245H42ZM94 246H95V243H94ZM98 246V245H97ZM103 246V245H102ZM107 246V247H108ZM162 246V245H161ZM190 246V245H189ZM197 246V245H196ZM199 246H197V248H196V250L198 249V247ZM200 246V247H201ZM208 245H206V248H209V246L207 247ZM219 246V245H218ZM238 246H240V244L238 245ZM244 246V245H243ZM248 247H250V248H252V246H249V243H248V245H247ZM256 246V245H255ZM259 246V245H258ZM257 246V247H258ZM259 246V247H260ZM44 247V246H43ZM71 247V246H70ZM69 247V248H70ZM158 247H160V246H158ZM201 247V248H202ZM211 247V246H210ZM214 247V246H213ZM217 247V246H216ZM215 247V248H216ZM223 247H224V245H223ZM235 247V246H234ZM263 247V246H262ZM106 248V247H105ZM109 248V247H108ZM162 248V247H161ZM181 248V247H180ZM228 248V247H227ZM233 247H231L230 249H228V250H231ZM237 248V247H236ZM235 248V249H236ZM238 248H240V247H238ZM245 248H247L246 246H244V248H242V249H245ZM7 249V248H6ZM74 249V248H73ZM83 249V248H82ZM88 249V248H87ZM169 249V248H168ZM176 249V248H175ZM178 249V248H177ZM187 249H188V247H187ZM191 249V248H190ZM200 249V248H199ZM198 249V250H199ZM202 249V250H203ZM218 249H220V248H218ZM248 249V248H247ZM247 249H246V252H244L245 254H243V252H242V254L239 252V250L240 249H238V252H237V254L235 253V254H233V256L231 257L230 256V258H229V263H231V264H251V263H249L250 262V259H251V256H250V254L249 253H251L253 250H254V247L251 249L252 251L251 252H247ZM262 249V248H261ZM260 248H259V251L261 250ZM68 250V249H67ZM96 250V249H95ZM107 250V249H106ZM179 250V249H178ZM181 250V249H180ZM184 250V249H183ZM195 250V249H194ZM193 250V251H194ZM195 250V251H196ZM201 250V251H202ZM208 250H210V249H208ZM208 250H206V252L208 251ZM213 250V249H212ZM222 250V249H221ZM11 251V250H10ZM33 251V250H32ZM61 251V250H60ZM77 251V250H76ZM80 251V250H79ZM164 251V250H163ZM171 251V250H170ZM176 251V250H175ZM192 251V250H191ZM200 251V252H201ZM211 251V250H210ZM216 251H217V249H216ZM215 251V252H216ZM222 251H224V250H222ZM221 251V252H222ZM225 251H227V250H225ZM224 251V252H225ZM248 251H250V250H248ZM64 252V251H63ZM72 252V251H71ZM75 252V251H74ZM73 252V253H74ZM82 252V251H81ZM84 252V251H83ZM85 252H88V251H85ZM93 252H94V249H93ZM98 252H99V248H98ZM104 252V251H103ZM179 252V251H178ZM182 252V251H181ZM190 252V251H189ZM203 252V251H202ZM205 252V253H206ZM213 252H214V250H213ZM213 252L212 253H209V254H213ZM233 252V251H232ZM32 253V252H31ZM68 253V252H67ZM73 253H72V256H73ZM192 253V252H191ZM190 253V254H191ZM195 253V252H194ZM205 253H203V254H205ZM207 253V254H208ZM218 253H220V252H218ZM223 253V252H222ZM226 253V252H225ZM258 253V252H257ZM260 254H261V252H259ZM259 253H258V255H259ZM21 254H23V253H21ZM80 254V253H79ZM94 254V253H93ZM102 254V253H101ZM113 254H114V252H113ZM112 254V255H113ZM117 254H118V252H117ZM168 254V253H167ZM183 254V253H182ZM187 254V253H186ZM196 254V253H195ZM202 254V253H201ZM207 254H206V256H207ZM208 254V255H209ZM230 254H232V253H230ZM53 255V254H52ZM51 255V256H52ZM65 255V254H64ZM75 256H76V253L74 254ZM88 255V254H87ZM98 255V254H97ZM184 255H185V253H184ZM194 255V254H193ZM197 255V254H196ZM216 255V257H217V254H215ZM220 255H221V253H220ZM223 255V254H222ZM229 255V254H228ZM253 255V254H252ZM255 255V254H254ZM67 256V255H66ZM69 256V255H68ZM74 256V257H75ZM84 256V255H83ZM108 256V255H107ZM198 256V255H197ZM202 256V255H201ZM212 256V255H211ZM256 256V255H255ZM254 256V257H255ZM46 257V256H45ZM88 257V256H87ZM91 257V256H90ZM115 257V256H114ZM120 258L122 257V256H119ZM188 257V256H187ZM213 257H215V256H213ZM222 257H224V255L222 256ZM34 258V257H33ZM64 258H66V257H64ZM63 258V259H64ZM78 258V257H77ZM83 258V257H82ZM94 258V257H93ZM179 258V257H178ZM190 258V257H189ZM198 258V257H197ZM200 258V257H199ZM206 258H208V256L206 257ZM205 258V256H203V258H200V260H199V263H201V264H203L202 263V261L204 260V262H205V260L207 261V259ZM257 258V257H256ZM258 258H259V256H258ZM262 257H260L259 259H261ZM74 259V258H73ZM76 259V258H75ZM84 259V258H83ZM107 259V258H106ZM118 259V258H117ZM210 259H212V257L210 258ZM214 259H216V258H214ZM213 259V260H214ZM219 259H220V257H219ZM218 259V260H219ZM228 259V258H227ZM227 259H224V260H227ZM30 260V259H29ZM77 260V259H76ZM79 260H80V258H79ZM82 260V259H81ZM85 260V259H84ZM88 260V259H87ZM109 260V259H108ZM113 260V259H112ZM116 260V259H115ZM119 260V259H118ZM118 260H117V262H118ZM123 260V259H122ZM198 260V259H197ZM74 261V260H73ZM195 261V260H194ZM208 261H209V259H208ZM214 261H217V260H214ZM255 261V260H254ZM257 261H258V259H257ZM262 261V260H261ZM64 262V261H63ZM198 262V261H197ZM209 262H212L211 260L209 261ZM251 262H252V260H251ZM256 262V261H255ZM46 263V262H45ZM62 263V262H61ZM81 262H79V264H80ZM94 263V262H93ZM121 263V262H120ZM123 263H124V261H123ZM182 263V262H181ZM207 263V262H206ZM213 263V262H212ZM215 263V262H214ZM220 263H221V261H220ZM223 263V262H222ZM225 263V262H224ZM223 263V264H224ZM228 263V262H227ZM85 264H87V263H85ZM98 264V263H97ZM226 264V263H225ZM253 264V263H252ZM256 264H263V261L262 262H260V260H259V262H257Z\"/></svg>","mask_w":264,"mask_h":264},{"label":"rangeland","instance_id":"374dc122","mask_svg":"<svg viewBox=\"0 0 264 264\" xmlns=\"http://www.w3.org/2000/svg\"><path fill=\"white\" fill-rule=\"evenodd\" d=\"M127 12V11H126ZM125 12V13H126ZM104 12H99V14H101V15H104L103 14ZM106 13V12H105ZM108 13V12H107ZM109 13H112V12H109ZM109 13L107 14V15H109ZM139 13V12H138ZM143 13V12H142ZM113 14H114V12H113ZM118 14H121V13H118ZM123 14H124V12H123ZM132 14H134V15H136V11L133 13V12H131L130 11V13H129V15H131L132 16ZM100 15V16H101ZM106 15V14H105ZM107 15H106V17H107ZM110 15H112V14H110ZM126 15V14H125ZM134 15H133V18H134ZM140 15H142L141 13H140ZM139 15V16H140ZM145 15V14H144ZM147 15V14H146ZM145 15V16H146ZM118 16L119 15H117V16H114L115 18L117 17L118 18ZM137 17H138V14L136 15ZM148 16V15H147ZM146 16V17H147ZM104 17V16H103ZM103 17H98V18H102L101 20L99 19V22L100 21H102L103 20ZM121 17H122V14H121ZM124 17V16H123ZM122 17V18H123ZM98 18L96 17V18H92L93 20H91L90 18H89V22L90 23H88L89 25L88 26H90V25H94L95 24V22H97L96 24H99L98 23V21H94L95 19L96 20H98ZM107 18H110L109 19V21L111 20V16H108ZM105 19V22L107 21L108 22V19ZM114 18V19H115ZM116 18V19H117ZM122 18H121V20H122ZM129 18V17H128ZM132 17L131 18H129V21L131 20V19H133ZM143 17H141V19H142ZM87 19V18H86ZM113 19V20H114ZM127 19V18H126ZM144 19V18H143ZM142 19V20H143ZM146 19V18H145ZM149 19V18H148ZM82 20V19H81ZM84 20V19H83ZM82 20V21H83ZM120 20V21H121ZM139 20V19H138ZM138 20L136 21V20H132V22L134 23V24H136L137 22H138ZM141 20V21H142ZM150 20V19H149ZM84 21H86V20H84ZM83 21V23L85 24L86 22H84ZM91 21H93V23L91 22ZM117 21V20H116ZM123 21H125V20H123ZM136 21V22H135ZM112 23H113V21H111ZM111 22H109V23H104V20H103V23L104 24H107V26H108V24L110 25V23ZM128 22V21H127ZM126 22V23H127ZM131 21H130V23H132ZM152 22V21H151ZM151 22H149L150 24H151ZM153 22H155V21H153ZM153 22H152V24H153ZM160 23H161V21H159ZM86 23V24H87ZM92 23V24H91ZM99 24L98 26H93L94 27V30L96 29V28H98V27H100V25H103V27L101 26V29L102 28H105L106 26L104 25V24ZM112 23H111V25H110V28L113 26L112 25ZM125 23V22H124ZM129 22L127 23V26H128V24H130ZM144 24H145V22H143ZM143 23H141L140 25L142 26V24ZM86 24H85V26L84 27H87L86 26ZM121 24H122V21H121ZM151 24V27H152V29H153V25ZM161 24H163V23H161ZM160 24V25H161ZM115 25V24H114ZM118 24H116V27L118 28V26H122L123 27V25H118ZM124 25H126V24H124ZM140 25H139V27H140ZM146 25V24H145ZM147 25H149V24H147ZM146 25V26H147ZM155 25V24H154ZM156 25H157V22H156ZM92 26H90L92 29H90V27H89V29L90 30H93V27ZM105 26V27H104ZM126 26V27H127ZM146 26H145V30H146ZM163 26V25H162ZM114 27V26H113ZM135 27H138V25L137 26H135ZM135 27H133L134 28V30H135ZM144 27V26H143ZM148 27H150V25L148 26ZM147 27V28H148ZM157 27H159V26H157ZM165 27V26H164ZM174 27V26H173ZM108 28H109V26H108ZM117 28H116V30H117ZM132 28V27H131ZM132 28V29H133ZM166 28H169L168 30H172V28H171V26L169 27H167V25H166V27L165 28H163L162 27V29H164V31H167L166 30ZM177 28V27H176ZM175 28V29H176ZM196 28V27H195ZM106 29H107V27H106ZM104 29L105 31H108V30H110V29ZM118 29H122L123 30V28H118ZM124 29H126V31H127V28H125L124 27ZM128 29H130V28H128ZM141 29V28H140ZM149 29H151V28H149ZM151 29V30H152ZM155 29V28H154ZM161 29V31L163 32V33H166V32H164L163 30ZM189 29H190V27H189ZM93 30V31H94ZM98 30H100V28L98 29ZM103 30V29H102ZM101 30V31H102ZM133 30V31H134ZM139 30V29H138ZM142 30V29H141ZM158 30V29H157ZM186 30L187 31H189V33H192V32H194V33H192V35H191V37H188V36H190V35H188L187 36V39L186 40H188L189 42L191 41V40H193V43H194V50L193 49H191L192 51H193V53H195V52H197V49H196V41H197V39H198V36L197 35H199L198 34V30H197V28L196 29H193V27H191V29L190 30H192L191 32H190V30H188V27L186 28ZM185 30V27H184V31H186ZM196 31V33H195V31ZM96 31V30H95ZM112 31V30H111ZM125 31V30H124ZM125 31V35H126V37L128 36L126 33H128V32H126ZM136 31V30H135ZM140 31V30H139ZM139 31H138V33H139ZM147 31H148V29H147ZM155 31L156 30H154V33H153V31H151L153 34H155ZM161 31H159L158 32V34H161L162 32ZM186 31V32H187ZM131 32V31H130ZM137 32V31H136ZM144 32V31H143ZM148 32H150V31H148ZM152 33H151V36H153L152 35ZM162 33V34H163ZM188 33V32H187ZM146 34V33H145ZM147 34H149V33H147ZM167 34V33H166ZM171 34H172V32H170L169 34H167V35H170L169 37H167V35H166V37H167V39H169L170 40V44H173V43H179V42H181V43H183L184 41H182L183 39L181 38H179L178 36L179 35H177V34H174V35H177L175 38H179L178 40H181V41H177V39L175 40V38L174 37H172L171 36ZM196 34V35H195ZM130 35H133V33L132 34H130ZM135 35H138V34H136L135 32H134V36ZM184 35V34H183ZM138 36H140V34L138 35ZM150 36V35H149ZM163 36V35H162ZM125 37V38H126ZM131 37V36H130ZM130 37H128V40H129V38ZM142 37H144V36H142ZM146 37V36H145ZM148 37V36H147ZM156 37V39H154V42L156 43V41H157V39H158V41L160 42L161 40H159L160 38L156 35L155 36ZM181 37H183L184 38V36H181ZM186 37V36H185ZM194 37V38H193ZM134 38H137V36H135ZM134 38H132V40L134 39ZM154 38V37H153ZM197 38V39H196ZM131 39V38H130ZM144 39V38H143ZM146 39H148V38H146ZM146 39H145V41H146ZM150 40H152L151 38H149ZM163 39H165V37L163 36ZM165 40V41H167L166 43H165V45L167 44V43H169L168 41L169 40ZM185 39V38H184ZM194 39H195V42H194ZM134 40H136V39H134ZM139 40V39H138ZM140 40H141V38H140ZM139 40V41H140ZM149 40V41H150ZM156 40V41H155ZM172 40H174V41H172ZM185 40V42L184 43H186V42H188V41H186ZM131 41V40H130ZM137 41V40H136ZM139 41L137 42V43H139ZM143 41V40H142ZM143 42V43H150L149 41H146V42ZM125 42V44H126V41H124ZM124 42H123V44H124ZM164 42V40H162V43ZM171 42H173V43H171ZM189 42H188V46L190 45V44H193V43H190L189 44ZM128 44H129V41L127 42ZM142 43V44H143ZM155 43H153V46L155 45ZM158 43V42H157ZM181 43H179V46H182L183 44H181ZM1 44H3V43H0V46H1ZM127 44V45H128ZM131 44V43H130ZM130 44H129V47H130ZM136 44V42L134 43V45ZM150 44H152V43H150ZM150 44H149V46H150ZM159 44V43H158ZM170 44H168V46L167 47H163L164 49H162L161 48V50L162 51H164V50H166V48H168L169 46L170 47H173V45H170ZM185 44V45H186ZM4 45V44H3ZM12 45V44H11ZM17 47H16V46ZM160 45V44H159ZM163 45H164V43H163ZM187 45H186V48H188V50L190 51V48L189 47H187ZM6 46H7V44H6ZM19 45H17V44H14V46L12 45L11 46V49H10V45H8V48H6V47H4L2 50H4L5 48V50H4V53L5 52H8V54L7 53H5V54H3V51L1 50V48H2V46L0 47V57H4L3 55H5V57L6 58H8L9 59V62H11L10 64L12 65V61H13V63L15 64L16 63V60H14V59H11V58H14L15 57V55L16 56H21L22 54H23V52L25 53V51H22V53H20L19 51H21L20 49H18L19 47H18ZM124 46V45H123ZM122 46V47H123ZM138 46L139 47H141L140 46V43L137 45V48H138ZM143 46H145V45H143ZM143 46H142V48H143ZM147 46H148V44H147ZM157 46V45H156ZM161 46V45H160ZM160 46H159V48H160ZM176 46H178L177 44L176 45H174V47H176ZM192 46V45H191ZM190 46V47H191ZM14 47H16L17 49H15ZM14 50H13V49ZM125 47H123V48H121L122 50L124 49ZM128 47H126V49H127ZM135 48V47H134ZM150 48V47H149ZM154 48H157L158 49V47H154ZM7 49H9V51H7ZM131 49H132V47H131ZM129 50V49H127L128 51H130V52H133L132 50ZM151 49V48H150ZM157 49H155V52L157 51ZM170 49H172V48H170ZM176 49H178L177 47H176ZM175 49V50H176ZM10 50H12L13 52L15 51V50H19L18 51V53H19V55H17V52L14 54V57H12L13 55V53L10 51ZM23 50V49H22ZM187 50V49H186ZM187 50V51H188ZM124 52L126 51L125 49L123 50ZM128 51H126V53H129ZM134 51H136V49L134 50ZM140 51V50H139ZM139 51H137L138 53H140ZM143 51V50H142ZM152 51V50H151ZM167 51H168V49H167ZM10 52V53H9ZM147 52V51H146ZM137 53V54H138ZM152 53H153V51H152ZM158 53H161L162 54V52H160L159 50H158ZM174 53H176V55L178 54L177 52H174ZM187 53V52H186ZM192 53V54H193ZM7 54V55H6ZM10 54V55H9ZM132 54H135V53H132ZM131 54V55H132ZM136 54V55H137ZM144 55H146V54H148V53H146L145 54V51H144V53H143ZM151 54V53H150ZM189 53H187L186 54V56L188 55ZM190 55L191 56V58H190V56L188 57H186V58H190V59H194V58H197L199 55H197V53H195L196 55H197V57H195L196 55ZM2 55V56H1ZM129 55H130V53H129ZM165 55V56H164ZM164 55H163V57L165 58V57H169L168 55H166L165 54V51H164ZM173 55H175V54H173ZM139 56H140V54H139ZM143 56V55H142ZM150 56V55H149ZM151 56H152V54H151ZM153 56H154V54H153ZM179 56V55H178ZM185 56V55H184ZM192 56H193V58H192ZM209 56V57H208ZM207 57L205 56H202L203 58H204V60H202L201 61V63L204 65L203 66V69H204V67L206 68V66H208V69L209 70H218L216 67L218 66V67H220V69H219V71H218V74H219V76L221 75V77H224L225 79L227 78L230 82H231V80L233 81V79L235 78V80L236 79H239V80H241V81H244V82H246V83H248L247 81H249V82H251V83H248V84H252V86L251 85H249L250 87H253V88H256V87H254L255 85H257L259 82H262L261 80H263V77H262V74H261V72H259L258 74H260V76L262 77V79H259V78H261L258 74H257V70H255V72L253 71V73L251 74V75H254L255 73V75H254V77H256L255 79H254V77H251V75L249 76V78L248 79H245V78H247L246 76H245V78H240L241 76H243L244 77V74H240V76L238 75V77L236 78L235 76H236V72L234 73L235 75L233 76V73L232 72H234V69L232 68L233 67V65H230L229 66V63L231 64H233V60L231 61H229L228 62V60H217L218 61V63H217V61H215L214 60V65L216 66H214L215 67V69H213L214 67H213V65H211V62L212 61H210V60H213V59H215V56L214 57H212V55H208ZM5 57H4V60H5ZM11 57V58H10ZM145 57H148V55L147 56H145ZM145 57H143V58H145ZM163 57H161L160 56V58H163ZM177 56H175V58H176ZM180 57V56H179ZM219 57H222V56H219ZM16 58V57H15ZM137 58H138V56H137ZM136 58V60H138ZM174 58V57H173ZM178 58V57H177ZM209 58H211V59H209ZM222 58H225V57H222ZM12 61H11V60ZM140 59H141V57H140ZM4 60L2 59H0V66L2 65V63L4 64L3 66H5L6 65V63L8 62L7 61V59H6V63L4 62ZM163 60V59H162ZM165 60H168V59H164L163 61H165ZM209 61V62H207V61ZM15 61V62H14ZM139 61V60H138ZM161 61V60H160ZM173 61V60H172ZM205 61V62H204ZM226 61V63H227V66L226 67H224L225 66V64L226 63H224ZM150 62V61H149ZM149 62H147L146 64V66H142L143 68L144 67H147L148 66V64H149ZM158 62V60L156 61V63ZM162 62V61H161ZM160 62V63H161ZM168 62H170L171 63V65L173 64V63H175L174 61H173V63L171 62V61H167V62H164V63H167L168 64ZM178 62V61H177ZM176 62V63H177ZM182 62H184V61H182ZM181 62V63H182ZM193 63L192 65H194L195 63V61L193 62V61H191L190 60V62H189V60H187L186 61V64H185V62H184V64L186 65H184L183 63V65L184 66H182V64H180V62H179V65H181V66H179L178 64H177V66H179V67H185V68H183V71L181 70V68H180V70H181V72H185L186 74H192L193 75V72H194V70H197L196 68H198L199 66V64H200V62H199V64H198V61H197V64L198 65H196V66H194V67H196V68H194V70H192V68H191V64L190 63ZM204 62V63H203ZM207 62V63H206ZM216 62V63H215ZM151 63V62H150ZM154 63H155V61H154ZM159 63V62H158ZM159 63V64H160ZM175 63V64H176ZM209 63V64H208ZM212 63V64H213ZM222 63H223V65H222ZM17 64H20V62H17ZM16 64V65H17ZM158 64V65H159ZM175 64H173V66L175 65ZM207 64V65H206ZM10 65V66H11ZM152 65V64H151ZM150 64H149V69H151L152 68V70H154L155 69V67L156 66H154V68H153V66H151ZM157 65V64H156ZM162 65V64H161ZM164 66L163 67H165V66H167V65H165V64H163ZM170 65V64H169ZM168 65V66H169ZM170 65V66H171ZM191 65V66H190ZM220 65V66H219ZM7 67H9V65L7 64L6 65ZM18 66V65H17ZM167 66V67H168ZM169 66V67H170ZM173 66L172 67H168V69L170 70H172V71H176L175 69H176V66H175V68H173ZM212 68V69H210V67ZM161 67V69H164L162 66H160ZM160 67H158L157 66V68H158V70H155V71H159L160 73H163L162 72V70H160ZM189 67L191 68V71H193L192 73L190 72V69H189ZM202 67V66H201ZM1 68H3V67H1ZM0 68V69H1ZM156 68V69H157ZM223 68H224V70H223ZM227 68V69H226ZM4 69V68H3ZM147 69V68H146ZM145 69V70H146ZM149 69L147 70V71H149ZM166 69V68H165ZM177 69H178V71H179V68L177 67ZM199 69V68H198ZM199 70V71H202V73H204V70ZM208 69H206L205 71L207 72V73H209V70ZM233 69V71H231ZM167 70V69H166ZM168 70V71H169ZM170 70V71H171ZM222 70H223V73H222ZM228 70V72H229V70H230V72H229V74H227L228 72H226ZM254 70V69H253ZM154 71V72H155ZM165 71V70H164ZM178 71H176V72H178ZM262 71V73H264L263 72V70H261ZM150 72H151V70H150ZM150 72H148V73H150ZM167 72V71H166ZM206 72H205V74H206ZM216 72V71H215ZM215 72H213L214 74H215ZM153 73V72H152ZM157 73V72H156ZM172 73V72H171ZM195 73H197V72H195ZM199 73V72H198ZM210 73H212V72H210ZM212 73V76L214 75ZM203 75V76H205V78H207L206 77V75ZM216 74H217V72H216ZM218 74H217V76H218ZM223 74V75H222ZM195 75V74H194ZM211 75V74H210ZM209 75V76H210ZM257 75V76H256ZM208 76V75H207ZM208 76V77H209ZM216 76V75H215ZM251 77V78H250ZM230 78H231V80H230ZM233 78V79H232ZM250 79V80H249ZM252 79V80H251ZM259 79V80H258ZM150 81H154L155 82V80H152V79H149ZM149 80L147 81V83L149 82ZM245 80H247V81H245ZM254 80V81H253ZM160 82H163V80H159ZM253 81V82H252ZM166 82V81H165ZM149 83H151V82H149ZM152 84V83H151ZM255 84V85H254ZM259 85V84H258ZM85 88V87H84ZM84 88H80V91H81V93H80V95H79V93H78V89L79 88H77V94H76V92H70L69 94L67 93V95H66V97H68L67 99L64 97L65 96V94H64V96L62 95V94H60V95H62V97L60 96V95H57V97H56V95H53L54 97H52L51 95V97H50V99H52V100H50L49 99V97L47 98L49 101H51L50 103L52 104V105H48V106H46V104L44 105V106H42V108H41V110H40V107H39V105L42 103V101H41V103L38 105V101H36L37 102V105L38 106H36V107H34V109H36V108H38L37 110H38V112L36 113V110H34V109H32V110H30L33 106H30L31 105V101H29L30 99H31V97L33 96V95H31L30 94V96H22V97H26L23 101H21L20 99H21V97H19V99H17V95H19L20 93H18L17 95H15V93L16 92H14V93H10V92H4V91H2V93H0V98H2V96H3V98L2 99H4L5 97V104H4V100L2 101L1 99H0V103L2 102L3 103V107H2V103L0 104V116L2 117V116H4V118H5V121L7 120V122H5L4 121V118L2 117H0V119H2V120H0V133H1V131H2V133L0 134V264H79V262H81L80 264H85V263H87V264H201V263H199V260H200V258H203V256H205V258L208 256V258H206L207 259V261L205 260V262H204V260L202 261V263L203 264H223L224 262L226 263V264H231V263H229V258H230V256L232 257L233 256V254H237V252H238V249H240L239 250V252L242 254V252H243V254H245L244 252H246V249H247V252L249 253V252H251L253 249V247H254V250L251 252V253H249L250 254V256H251V259H250V262L249 263H253V264H256L257 262H259V260H260V262H262L263 261V264H264V236H262L261 237V235H263L264 234V232L261 234V232L264 230V211H262V210H264V206L262 205V204H264V202H262L261 201V198L263 199V195H264V176H262L261 174H263L264 173V167L262 166V164L264 165V160H263V158H262V160H263V163L262 164H259V162H262V160L260 161L259 160V158H261V157H259V156H261L262 154H257L255 157H253V158H255L254 160H256V158H258V160H259V162H258V165H257V163H256V161L255 162H253L254 160H252L251 161V157L250 158H248V156H251V153L249 152V155L246 153V150H245V152L243 153V159L241 158L242 156H239L238 157V155L237 154H233V153H235V152H237L239 149H237V147L238 146H236V145H238V144H236L235 145V143L234 142H232V143H234V145H235V147H236V150H234V152H231V150L233 151V149H235L234 147H232L233 145H232V143L230 142L229 144H226L227 146L226 147H224V146H222V148L218 151V149L217 150H213V149H209V154H208V150H205V151H203V150H201V149H195V151L192 149V151L194 152V153H192V151H190L191 150V148H193L192 146L194 145L195 146V144L192 142H190L189 141V143H188V141H187V143H186V141H185V137H182L183 135V131L185 130V128L186 127H184L182 130L183 131H181V130H179V126H181L182 125V127L184 126L183 124H184V122L182 121V120H184V119H182L181 121L183 122V123H181V121H180V124L181 125H175L174 123H175V121L178 119V117L176 118V113H174V111L173 110H170V112H172V113H168V112H166V114H169V116L170 117H173L172 115H174V114H176L175 115V118H176V120H175V118H174V123L172 122V120H170V119H172V118H170L168 115H166V117L168 116V120L169 121H171V123L169 122V123H167V119L166 120H164V119H162L163 120V122H160V119H161V117L159 118V121H158V119H156L155 121H156V124H154L153 126H151V125H149V127L151 126L152 128H153V130H155V131H152V128L150 129L148 126H146L147 127V132L148 133H145V129H146V127H145V129H142V132H144L143 134L142 133H140V132H138V134L140 133V135L142 136V139H141V137H140V135H138L137 136V142H138V146H137V148H139L138 150H140V156L138 157H136V159L138 160L137 162H139L140 163V165H139V163H136L135 162V164L136 165H138V166H140V167H138V166H136V169L134 170V172H135V175H134V172H133V174L131 173L132 172V169H134L135 167L132 165V164H134V163H132V161H129L128 159H125V157H127L126 155H122V156H124V158L122 157V156H115V154H114V152H113V148H114V146H113V144H112V142H110L111 140L109 139V138H106V135L108 134V132H107V134L105 135V137H104V133L101 131V130H99V129H95V130H93V125H97V122H95V116H97V117H100L101 115H99V106H101V105H107V103H106V101H100V102H98L99 103V106H98V103L96 104V102H95V100H99V98L98 97H96V95L94 94H91V98L89 99L88 98V96L90 95V93H89V89L88 88H86V89H84ZM83 89L84 90H88V93L86 92V94H85V92L83 93ZM76 90V89H75ZM255 90V89H254ZM72 91V90H71ZM74 91V90H73ZM3 92H4V94H3ZM8 93H10V94H12V96L13 95H15V96H9L10 94H8ZM73 93V94H72ZM83 93V94H82ZM3 94V95H2ZM71 94V95H70ZM82 94V95H81ZM88 94V95H87ZM254 94V93H253ZM22 95V94H21ZM26 95H29V94H27L26 93ZM43 95V94H42ZM84 95V96H83ZM87 95V96H86ZM8 96V97H7ZM47 96V95H46ZM45 96V97H46ZM93 96V97H92ZM97 98H95V97ZM12 97V98H11ZM16 97V98H15ZM28 97H30V98H28ZM33 97H35V96H33ZM37 97V96H36ZM44 97V98H45ZM56 97V98H55ZM59 97V98H58ZM87 97V98H86ZM8 98H10L9 100H8ZM13 98H15V99H13ZM27 98H28V101H26L27 100ZM43 98V97H42ZM43 98V99H44ZM55 100H54V99ZM63 98V99H62ZM70 98V99H69ZM93 98V99H92ZM95 98V99H94ZM13 99V100H12ZM19 100V101H21V103H27L28 102V104H27V106L30 108H28L30 111H31V113H32V111L34 110V112H33V115H34V113L35 114H39V112L42 114L43 112V114L42 115H40L41 117V119H39V118H36V116H35V118L36 119H39V120H42V122L44 123V120H47V121H45L46 123V125L45 124H43V123H41V125L43 124V125H45V126H48V124H49V121H50V124H49V126L48 127H50L49 128V132H47L48 131V128H47V130L46 129H42V126L41 125H39V123L41 122H39L38 120H36L35 118H33L32 117V115L29 117V115L31 114H29L28 115V119H30L31 117L33 118V120H36L38 123L36 124V126L34 127V125H35V123L34 122H32V118L30 119L31 121H30V123H33V124H30L29 126H31V127H29V126H27V127H29L28 129H29V136L31 135V134H35L36 133V135H32V136H30V139L31 140H33L32 142H35V138L37 139V140H40L39 142L36 140V142H38L37 143V146L39 147H37L35 144H36V142L35 143H33L34 145H35V147L38 149V154H39V152H41L40 153V156L39 155H37V157H34L33 159L31 158V159H29L28 157H25L26 159H25V161H22L20 158H19V156L18 157H16L17 159H18V161H16V164H13V162H11L12 161V156L14 155H12L11 153L14 151H12V148L10 149V147L12 146V145H14V146H12V147H14V149H15V147H16V150L15 151H17L18 152V148H19V145L18 144H20V147H22L23 145H24V143H23V145L21 146V144H22V142H21V136H22V133L20 132V131H22V132H24L23 131V129L20 127V125H19V123H18V121L20 122V121H22L23 120V118H24V116H25V114L23 113V114H21V110H18V108H20V107H17V108H15V105H17L18 106V104H19V106H21V108L20 109H22V110H25L26 108H27V106H24V105H22V104H20V103H18V101L17 100ZM34 99V98H33ZM32 99V100H33ZM256 99V98H255ZM254 99V100H255ZM37 100V99H36ZM42 100V99H41ZM253 100V101H254ZM263 100V99H262ZM262 100H259V98L257 99V103H256V101L254 102V104H256L257 106H260V102L262 101ZM8 101H10V102H8ZM17 103H16V102ZM44 101H46V103H48L47 102V100H44ZM264 101V100H263ZM262 101V102H263ZM8 102V103H7ZM35 102V103H36ZM39 102H40V100H39ZM74 102V103H73ZM93 102H94V105L96 104L97 106L96 107H94L93 106ZM103 104H102V103ZM259 102V103H258ZM262 102H261V104H262ZM13 103V104H12ZM30 103V104H29ZM101 103V104H100ZM106 103V104H105ZM7 104H8V106H7ZM10 104H12V105H10ZM32 104H34V102L32 103ZM44 104V103H43ZM43 104H41V105H43ZM49 104V103H48ZM4 105H6V106H4ZM36 104H34V106H35ZM40 105V106H41ZM113 105H114V103H113ZM11 106H13L14 107V109H15V111H14V109L12 110L10 107ZM25 107V109H23L24 107ZM7 107H8V109L10 108V110L8 111V109H7ZM44 107V108H43ZM82 107V108H81ZM98 107V108H97ZM102 108H103V106H101ZM4 108V109H3ZM101 108V109H102ZM28 109H27V111H28ZM46 109V110H45ZM68 109V110H67ZM96 109V110H95ZM5 110V111H4ZM12 110V111H11ZM18 110V111H17ZM45 110V111H44ZM74 110V111H73ZM2 111H4L6 114H7V112H8V114H7V116H6V114H3L4 112H2ZM7 111V112H6ZM11 111V112H10ZM13 111H14V113H13ZM20 111V112H19ZM82 112L83 113V115L80 113L79 114V112ZM17 112H19V115H20V117L19 118H17L19 115L17 114ZM25 112H26V110H25ZM98 112V113H97ZM10 113V114H9ZM28 113V112H27ZM27 113H26V115H27ZM46 113H48V114H46ZM18 115L17 117H16V123L14 124L13 122H15V119H13L12 118V116L14 117V115ZM50 114V115H49ZM65 114V115H64ZM80 115V118H78V116L77 115ZM97 114V115H96ZM171 114V115H170ZM44 115V116H43ZM46 115V116H45ZM82 115V116H81ZM6 116V117H5ZM9 116H11V117H9ZM22 116V117H21ZM93 116V117H92ZM164 116H165V114L163 115V117L162 118H164ZM14 117V118H15ZM38 117H39V115H38ZM112 117H114V118H118V117H115V116H112ZM12 118V119H11ZM20 118L22 119V120H20ZM25 118H27V116L25 117ZM106 117H104L103 119H105ZM17 119H18V121H17ZM27 119V122H29V120ZM10 120H11V123H10ZM106 120V119H105ZM153 120L154 119H152V121H150V124H151V122H152V124L154 123L153 122ZM80 121V122H79ZM84 121V122H83ZM3 122V123H2ZM86 122V123H85ZM5 123V124H4ZM9 123V124H8ZM48 123V124H47ZM149 123V121L147 122V124ZM177 123V122H176ZM3 124V125H2ZM12 126H11V125ZM19 125V126H17V125ZM75 124V125H74ZM85 124V125H84ZM101 123H99L98 125H97V128H100V126L101 127H103L104 125H100ZM146 124V125H147ZM159 124V125H158ZM164 124V125H163ZM178 124V123H177ZM6 125H7V127H6ZM10 127H9V126ZM28 125V124H27ZM54 125V126H53ZM89 125V126H88ZM158 125V126H157ZM171 125H172V127H171ZM175 125V126H174ZM6 128H5V127ZM13 126H15V127H20L21 128V130H17V128L15 129V127H13ZM39 126V127H38ZM40 126H41V128H40ZM65 126V127H64ZM13 127V128H12ZM69 127V128H68ZM92 127V128H91ZM157 128V129H154V128ZM171 127V128H170ZM174 127H175V130H177L176 129V127L178 128V131L177 132H175V130H174ZM7 128H9L8 130H9V132H10V129H14V130H16V131H14V130H11V132H13V134L16 136L15 137V139H17V140H15L14 138H13V134L12 133H9V132H7L8 130H7ZM19 128V129H20ZM26 128V127H25ZM25 128H24V130H25ZM31 128V129H30ZM34 130H33V129ZM43 128H45V127H43ZM51 128H52V130H51ZM63 128V129H62ZM150 129V131H149V129ZM28 129H26V131L28 130ZM69 129V130H68ZM73 129V130H72ZM77 129V130H76ZM83 129V130H82ZM171 129V131H169ZM181 129V128H180ZM4 130H6V132L4 131ZM33 131V132H35V133H31L30 134V131ZM57 130V131H56ZM66 130H68V131H66ZM72 130V131H71ZM76 130V131H75ZM79 130V131H78ZM144 130V131H143ZM41 131L43 132V133H41ZM47 132V133H45V132ZM88 131H89V133H88ZM92 131H94L93 133L95 134H93V136H94V138H99L100 136L99 135H101L102 133V138L100 139V141L102 142L103 141V138L104 139H107V140H105V141H103V143L105 144L106 143V146L108 145V148L106 147H104V149L103 148H99V150H97L96 151V153H94V154H89L88 153V151H87V153L85 152V154H83V155H78L77 154V150H75L76 152H74V151H72V149H70V147H72L71 145V143H72V141L71 140H73L74 138L73 137H76V135L77 136H80L79 138L81 139V137H82V140L84 139V138H86V136L89 134H91L90 132H92ZM167 131H169V132H167ZM173 131V132H172ZM5 132V133H4ZM16 132V133H15ZM18 132V133H17ZM66 132V133H65ZM73 132H74V134H73ZM77 132H78V134H77ZM81 132V133H80ZM87 134H86V133ZM154 132V133H153ZM158 132V133H157ZM166 132V133H165ZM178 132H180L181 133V135H177V134H180V133H178ZM262 132H264V131H261L259 134H257L256 135V137L257 138H255L254 137V140H253V138H252V142L250 141V140H248L249 142H251V143H248L249 145H251L252 143H254L255 142V140H256V143H262L264 140H263V137H264V135L262 134ZM8 133V134H7ZM28 133V132H24L23 133V136L22 137H26L27 135L26 134ZM44 133H45V135H44ZM50 133V134H49ZM52 133V134H51ZM151 133V134H150ZM13 135V136H11V135ZM20 135V138L18 137V135ZM47 134H49L50 136H52L51 137V139H53V137H54V140H53V142L55 143V144H53V146H49V145H51V143H49L48 141H47ZM55 134V135H54ZM85 134V135H84ZM156 134V135H155ZM162 134V135H161ZM170 134H171V136H170ZM174 134V135H173ZM261 134H262V136H261ZM4 135V136H3ZM98 135V136H97ZM149 135H152V136H149ZM153 135H155V137L153 136ZM161 135V136H160ZM163 135H166V136H163ZM179 136V137H177V136ZM259 135V136H258ZM10 136V137H9ZM29 136H27L26 138H24V141L23 142H25L26 143V141L25 140H27V143H28V141H30V143H31V140L29 139ZM36 136V137H35ZM42 136H44L43 138H41ZM67 136V137H66ZM71 136V137H70ZM73 136V137H72ZM91 136V135H90ZM144 136L145 137H147L146 139L144 138ZM158 136V137H157ZM168 136V137H167ZM174 136V138H172ZM182 137V139H179V141H177L178 139L177 138H181ZM261 136V137H260ZM3 137V138H2ZM8 137H9V139H8ZM35 137V138H34ZM89 136H87V138H88ZM161 137H166L165 139L167 140H165V139H163V138H161ZM5 138H7L6 140H5ZM50 138V137H49ZM160 138V139H159ZM260 138V139H259ZM2 139V140H1ZM4 139V140H3ZM11 139V140H10ZM12 139H13V143L14 144H12ZM20 141H19V140ZM71 139V140H70ZM90 139V138H89ZM88 139V140H89ZM150 141H149V140ZM161 139H163V140H161ZM171 139V140H170ZM172 139H174V140H172ZM184 139V140H183ZM259 139V140H258ZM22 140H23V138H22ZM45 140V141H44ZM150 142V144H152V146L153 147H156V149H158V150H156V152L157 153H159V155L161 154V155H163V157L162 158H164L165 156H167V157H165L166 159H169V160H166V159H164V161H160V160H158V159H161L162 160V158H155V160H154V157H158V155L157 156H154V154H153V152L152 151H150L151 149H150V147L148 148V145H147V143H149L148 141ZM263 140V141H262ZM10 141V142H9ZM18 141H19V143H18ZM48 143H47V142ZM56 141V142H55ZM146 141H147V143H146ZM170 141H172L171 143H169ZM174 141V142H173ZM183 141V142H182ZM246 140H244L243 141V143L241 144V142L239 143V147L238 148H245L246 146H247V144H245L246 142H245ZM262 141V142H261ZM21 142V143H20ZM51 142V141H50ZM59 142V143H58ZM110 142V143H109ZM156 142V144L154 145V143ZM158 142L160 143V145L158 144ZM178 142V143H177ZM245 142V143H244ZM4 143V144H3ZM5 143H7V144H5ZM9 143V144H8ZM11 143V144H10ZM17 143V144H16ZM40 143H42L41 145H40ZM47 143V144H46ZM165 143V144H164ZM169 143V144H168ZM175 143V144H174ZM255 143V144H256ZM18 145V148H17V146L16 145ZM82 144H84L85 145V143L83 142ZM110 144V145H109ZM165 146H164V145ZM181 144H183V145H181ZM185 144H187V145H185ZM245 145V146H242V145ZM257 144V145H258ZM2 145V146H1ZM8 145V146H7ZM9 145H11V146H9ZM55 145V146H54ZM84 145H81V146H84ZM232 145V146H231ZM249 145H248V148H249ZM254 145V144H253ZM257 145H254V147H256V151H258L257 150V147H258V149H259V146H257ZM5 146H7V147H5ZM86 146V145H85ZM110 146V147H109ZM112 146V147H111ZM158 146H159V148H158ZM161 146V147H160ZM169 146V147H168ZM183 146V150L181 149V147ZM185 146L187 147L186 149H184L185 148ZM189 146V147H188ZM229 146L231 147V148H229ZM4 147V148H3ZM49 147V148H48ZM52 147V148H51ZM86 147H88V146H86ZM163 147V148H162ZM171 147H172V149H171ZM224 147V148H223ZM228 147V148H227ZM47 148L49 149V150H47ZM112 148V149H111ZM169 148V149H168ZM190 148V149H189ZM226 148H227V150H230V153L226 150ZM37 149H36V151H37ZM70 149V150H69ZM74 149H75V146H74ZM103 149V150H102ZM150 149V150H149ZM155 149V148H154ZM167 149V150H166ZM224 150V152H222L223 150ZM245 149H247V148H245ZM21 150H22V148H21ZM144 150V151H143ZM185 150H189V151H187V152H185ZM211 150V151H210ZM222 150V151H221ZM226 150V151H225ZM72 151V152H71ZM147 151V152H146ZM150 151V152H149ZM202 151V152H201ZM207 151V152H206ZM243 151H244V149H243ZM3 152V153H2ZM6 152V153H5ZM8 152H11V153H8ZM19 152H20V149H19ZM18 152V153H19ZM106 152V153H105ZM144 152V153H143ZM146 152V153H145ZM185 152V153H184ZM200 152V153H199ZM203 152H205V153H203ZM210 152H214V153H212V154H210ZM258 152H260V150L258 151ZM74 153H75V155H74ZM181 154L182 156H184L183 157V159L185 160V161H183V160H181V161H183V162H185L187 165H185V166H188V167H191V166H196V168H203V165H204V163H207V162H209L208 163V165L207 164H205L204 166H206V168H205V172H203L202 174L204 175L203 176V178H202V175H201V171H198V173H195V174H197V179H196V177H194V178H191L190 177V179L193 181H191L184 173H183V170L184 169H182V171H180L179 169H181V168H178V167H176V166H179V167H181L180 166V164L179 165H176L178 162V160L176 159L178 156H180L181 157V155H179V154ZM186 153H190L189 155L188 154H186ZM245 153H246V157L244 156L245 155ZM5 154H10V155H8V156H11V158H9V157H7V156H5L6 158H8V159H6L5 157H4V155ZM43 154V155H42ZM169 154V155H168ZM184 154V155H183ZM205 154H208L209 156H207V155H205ZM220 154V155H219ZM233 154V155H232ZM201 155V156H200ZM213 155V156H212ZM234 155H237V158H240L239 160L237 159V158H235L236 156H234ZM151 156H153V157H151ZM186 156H189V157H186ZM205 158H204V157ZM211 156V157H210ZM231 156H232V159H231ZM258 156V157H257ZM263 157H264V155H262ZM3 157V158H2ZM86 157H91L90 159H86V160H84V158H86ZM120 157H122V158H120ZM144 157V158H143ZM159 157H161V156H159ZM179 157V158H180ZM186 157V158H185ZM208 157V158H207ZM210 157V158H209ZM234 157V158H233ZM15 158V157H14ZM200 158H202L201 160H200ZM205 160H204V159ZM249 161H251V162H248V160ZM252 158V159H253ZM5 159V160H4ZM9 159H11V160H9ZM48 159V160H47ZM83 159V160H82ZM118 160V165L117 164H115V160ZM123 159H125L127 162H125L126 164H124V162L122 161ZM140 159V160H139ZM153 161H152V160ZM180 159H182V158H180ZM189 159V160H188ZM208 159L210 160V161H208ZM247 161H246V160ZM9 160V161H8ZM14 160V159H13ZM24 160V159H23ZM216 160V161H215ZM240 160H242V161H240ZM245 160V161H244ZM257 160V161H258ZM19 161H21V163L19 162ZM29 161V162H28ZM49 161V162H48ZM57 161V162H56ZM128 161H129V163H128ZM149 161H151V162H149ZM157 161V162H156ZM166 161H169V162H166ZM180 161V162H181ZM187 161V162H186ZM207 161V162H206ZM213 161H215V162H213ZM226 161V162H225ZM244 161V162H243ZM109 162V163H108ZM131 162V163H130ZM134 162V161H133ZM143 164H142V163ZM155 162V163H154ZM162 162H166V168L163 166L164 164L162 163ZM171 162V163H170ZM175 162H177V163H175ZM179 162V163H180ZM182 162V163H183ZM188 162H190V163H188ZM193 162V164L191 165V163ZM213 162V163H212ZM239 162H241V163H239ZM14 163H15V160H14ZM104 163V164H103ZM123 163V164H122ZM151 163V164H150ZM176 165V166H174V167H171V166H173L174 164ZM251 163V165L252 166H256V167H260L259 168V170L262 168V170H263V172L260 170V174H259V171L257 170L256 171V175H254L255 174V167H252L251 169L249 168L250 167V164ZM253 163V164H252ZM254 163H256V164H254ZM29 164V165H28ZM48 164H49V166H50V168H49V166H48ZM129 164H131L132 166L130 167V165ZM143 165V168H142V165ZM171 166H170V165ZM202 166H201V165ZM249 165V166H247V165ZM83 165V166H82ZM86 165V166H85ZM111 165V166H110ZM116 165H117V168H116ZM125 165H126V168H127V166L129 167V168H125ZM144 165H145V171L146 172H144ZM182 165V164H181ZM191 165V166H190ZM200 165V166H199ZM231 165H233V166H231ZM20 166V167H19ZM23 166H24V168H23ZM57 166V167H56ZM149 166V168L150 169H147L146 170V167H148ZM157 168H155V167ZM199 166V167H198ZM208 166V167H207ZM229 166V167H228ZM231 166V167H230ZM247 166V167H246ZM16 167H18L19 169H16ZM132 167H134V168H132ZM162 167V168H161ZM170 167H171V170H170ZM182 167H184V166H182ZM115 168H116V170H115ZM125 168V169H124ZM140 168H142L143 169V171H142V169H141V171H139L140 170ZM174 168H176V169H174ZM185 168V167H184ZM208 168V169H207ZM16 169V170H15ZM61 169V170H60ZM128 169H130V170H128ZM175 171L176 170V172H174L173 170ZM178 169V170H177ZM50 170V171H49ZM125 170V171H124ZM126 170H128V171H130L129 172V174L131 173L133 176H131V174L129 175V174H127L128 173V171H126ZM151 170V171H150ZM163 170V172H161ZM165 170V171H164ZM168 170V171H167ZM208 170V171H207ZM210 170V171H209ZM247 170H249V171H247ZM254 170V171H253ZM175 173H173V172ZM247 171V172H246ZM50 172V173H49ZM55 172V173H54ZM117 172V173H116ZM158 174H157V173ZM161 172V173H160ZM165 172V173H164ZM254 174H253V173ZM49 173V174H48ZM61 173V174H60ZM116 173V174H115ZM136 173H138V174H136ZM143 173V175H141ZM156 173V174H155ZM60 174V175H59ZM119 174V175H118ZM125 174H127V175H125ZM139 174L142 176V178H145L144 179V181H142L143 179H141L140 178V176H139ZM144 174H145V176H144ZM150 174V175H149ZM180 174H182V175H180ZM205 174H207L206 176H205ZM254 175V178H253V175ZM259 174V175H258ZM167 175V176H166ZM178 175H180V176H178ZM198 175H200L199 177H198ZM223 175V176H222ZM258 175V176H257ZM264 175V174H263ZM122 176V177H121ZM127 176H130V178L129 177H127ZM134 176L135 177H138V178H135L134 179ZM147 176H148V178L151 176V178L153 177V179H152V181H151V179H149V181H147L148 180V178H147ZM53 177V178H52ZM118 177V178H117ZM164 177H165V179H164ZM166 177H167V179H166ZM184 177H185V179L186 178H188V181H187V179H186V181H185V179H184ZM219 177H222L221 179H219ZM50 178V179H49ZM116 178V179H115ZM120 178V179H119ZM133 180H132V179ZM162 178L164 179V180H162ZM199 178V179H198ZM202 178V179H201ZM234 178V179H233ZM253 178V180H251ZM256 178H258V179H256ZM263 178V180L260 182L259 180H261ZM53 179V180H52ZM59 179V180H58ZM123 179V180H122ZM129 179V180H128ZM138 181H137V180ZM139 179H141V181L139 180ZM147 179V180H146ZM156 179H157V181H156ZM162 181H161V180ZM206 179V180H205ZM76 180V181H75ZM101 180V181H100ZM116 180V181H115ZM147 181V183H149V186H151L152 184V182H153V189H152V186L150 187V189H152L151 191H148L147 192V190H150V189H148L149 187H148V184H146V181ZM168 180V181H167ZM198 180L201 182V184H200V182H198ZM204 180V181H203ZM250 180L251 181H253V182H259V184H257V185H255V183H254V185L255 186H253V184L250 182ZM53 181V182H52ZM73 181V182H72ZM124 181V182H123ZM130 181V182H129ZM132 181V182H131ZM135 181V182H134ZM154 181H155V183H154ZM161 181V182H160ZM36 182V183H35ZM78 182V183H77ZM118 182H119V184H118ZM123 182V183H122ZM133 182H134V185H136V186H134L133 185ZM143 182H145V184L143 183ZM157 182V183H156ZM165 182H167L168 183V185H167V183H165ZM180 182H182V183H184L182 186H181V184L182 183H180ZM192 182V183H191ZM230 182V183H229ZM231 182H233V183H231ZM53 183V184H52ZM107 183V184H106ZM122 183V184H121ZM137 183V184H136ZM162 183L164 184L163 186H162ZM195 185H194V184ZM243 183V184H242ZM250 183V184H249ZM41 184V185H40ZM44 184V185H43ZM58 186L57 188H56V185ZM59 184V185H58ZM62 184V185H61ZM74 184V185H73ZM129 184H130V186H129ZM156 184V185H155ZM188 184V185H187ZM191 184H192V186H191ZM232 184V185H231ZM235 184V185H234ZM246 184V185H245ZM262 184V185H261ZM43 185V186H42ZM67 185H69V186H67ZM76 185H79L80 187V190H82V188H84L81 192H83V195H81V194H78V195H76V193H75V187L74 186H76ZM103 187H102V186ZM116 185H118L117 187H116ZM126 185V186H125ZM133 185V186H132ZM140 185V186H139ZM142 185V186H141ZM159 185H160V187H159ZM185 185V186H184ZM190 185V186H189ZM231 185V186H230ZM252 187H251V186ZM42 186V187H41ZM50 186V187H49ZM63 186H65L64 187V189H63ZM72 186V187H71ZM85 186V187H84ZM99 186V187H98ZM113 188H112V187ZM121 186H123V187H121ZM132 186V188H129V187H131ZM138 186V187H137ZM144 186V187H143ZM186 186H188V188H189V190H187L188 188H186ZM198 188H197V187ZM233 186V187H232ZM234 186H237V187H234ZM247 186V187H246ZM259 186V187H258ZM37 187V188H36ZM71 189H70V188ZM97 187V188H96ZM111 187V188H110ZM119 187V188H118ZM137 187V188H136ZM141 187H143V188H141ZM166 188V189H162V188ZM167 187H168V189L170 190H168L167 189ZM171 187V188H170ZM232 187V188H231ZM241 187V188H240ZM255 187H257L256 188V190L255 191H253L254 189H255ZM48 188V189H47ZM63 190H62V189ZM67 188H69L71 191H72V194H73V196H71V192L69 193V192H66V190L65 189H67ZM107 190H106V189ZM116 188V189H115ZM136 188V189H135ZM140 188V189H139ZM145 188V189H144ZM146 188H147V190H146ZM157 188H158V190H157ZM194 188H196L198 191H202V193L201 192H198L197 190H195ZM234 188V189H233ZM236 188H237V190H236ZM60 189V190H59ZM74 189V190H73ZM154 189H156V190H154ZM241 189V190H240ZM244 189H245V191H244ZM251 189H253V190H251ZM42 190V191H41ZM52 190V191H51ZM59 190V191H58ZM62 190V191H61ZM103 190H106V191H103ZM122 190V191H121ZM159 190H160V192H159ZM161 190H164V191H162V193H161ZM166 190V191H165ZM193 190V192L192 193H190L191 191ZM194 190H195V192H194ZM246 190H250V192H247ZM32 191V192H31ZM38 191V192H37ZM50 191V192H49ZM103 191V192H102ZM124 191H126V192H124ZM138 191V192H137ZM143 191H144V193H143ZM173 191H175V192H173ZM192 195V197H193V199H192V201L193 202H195L196 201V199H197V201L196 202H198V204H196V202L194 203V205L196 206V207H193V206H191V208H190V206H189V204L188 203H190V202H187V193L188 192ZM222 193H221V192ZM227 191H228V193H227ZM230 191V192H229ZM257 191V192H256ZM39 192L41 193V194H39ZM55 192V193H54ZM62 192V193H61ZM97 192V193H96ZM110 194H109V193ZM123 192V193H122ZM152 192V193H151ZM157 192H159V195L157 196ZM197 192H198V195H196L197 194ZM244 192V193H243ZM246 192V193H245ZM254 192H255V194H254ZM259 192V193H258ZM261 192H263V193H261ZM58 193V194H57ZM68 193L69 194V196H68V194L66 195V194ZM75 193V194H74ZM103 194V197H102V194ZM106 193H108V194H106ZM132 194L131 196L130 195H128V194ZM134 193V194H133ZM147 193V194H146ZM157 193V194H156ZM174 195H173V194ZM187 195H185V194ZM200 193V194H199ZM233 193V194H232ZM238 193H243V194H239V196H238ZM250 194V196H249V194ZM252 193L254 194V195H252ZM36 194H38V195H36ZM64 195V197L62 196V195ZM98 194V195H97ZM127 194V195H126ZM143 194V195H142ZM153 194V195H152ZM155 194V195H154ZM172 194V195H171ZM180 196H179V195ZM45 195V196H44ZM67 197H66V196ZM76 195V196H75ZM123 195V196H122ZM150 195V196H149ZM161 195V196H160ZM194 195V196H193ZM203 195V196H202ZM235 195V196H234ZM242 195V196H241ZM258 195V196H257ZM36 196V197H35ZM75 196V197H74ZM83 196V197H82ZM120 196V197H119ZM136 196V197H135ZM156 196V197H155ZM196 196V197H195ZM198 196V197H197ZM201 197V202H200V197ZM231 196V197H230ZM249 196V197H248ZM257 197V199H258V201H257V199L256 198H253V197ZM39 197V198H38ZM69 197V198H68ZM85 197V198H84ZM103 199H102V198ZM104 197H105V199H104ZM111 199H110V198ZM133 197V198H132ZM194 197L196 198L195 199V201H194ZM77 198V199H76ZM83 198V199H82ZM119 198V199H118ZM171 199V201H170V199ZM175 198V199H174ZM191 197H189V199H190ZM199 198V199H198ZM228 198V199H227ZM233 198V199H232ZM240 198V199H239ZM251 198V199H250ZM259 198H260V202H259ZM60 199H61V201H60ZM74 199H75V201H74ZM133 199H134V201H133ZM168 199H169V201H168ZM172 199H173V201H172ZM177 199H178V201H177ZM203 199V200H202ZM83 201H84V203H83ZM99 201V202H98ZM101 201V202H100ZM113 201V202H112ZM157 201H160V202H157ZM162 201V202H161ZM167 201V202H166ZM180 201V202H179ZM192 201H191V204L193 205V203H192ZM257 203H256V202ZM263 201H264V199H263ZM78 202V203H77ZM87 202V203H86ZM96 202V203H95ZM115 202V203H114ZM123 202V203H122ZM126 204H125V203ZM182 202V203H181ZM199 202H200V204L201 205H199ZM253 202V203H252ZM105 203V204H104ZM129 203V204H128ZM132 203H134V204H132ZM168 203V204H167ZM171 203V204H170ZM177 203V204H176ZM250 203V204H249ZM256 205H255V204ZM260 203V204H259ZM78 204H80V205H78ZM100 204H101V206H100ZM164 204H166V205H164ZM181 204V205H180ZM253 204V205H252ZM79 207H78V206ZM86 205H88V207L86 206ZM93 205V206H92ZM110 205V206H109ZM161 205V206H160ZM255 205V206H254ZM92 206V207H91ZM105 206V207H104ZM176 206V207H175ZM179 206V207H178ZM244 206V207H243ZM250 206V207H249ZM66 207V208H65ZM90 207V208H89ZM97 207V208H96ZM190 209H194V208H196L195 210L196 211H194L193 210V212L195 213V217H193L192 216V214L191 213H193L192 212V210H190ZM199 207V208H198ZM241 207H243V208H241ZM263 207V208H262ZM83 208V209H82ZM85 208V209H84ZM87 208V209H86ZM124 208H125V210H124ZM128 208V209H127ZM168 208V209H167ZM176 208V209H175ZM201 208V209H200ZM249 208V209H248ZM257 208V209H256ZM69 211H68V210ZM93 209V210H92ZM94 209H95V211H94ZM97 209V210H96ZM178 209V210H177ZM197 209H200V210H197ZM204 209V210H203ZM248 209V210H247ZM255 209V210H254ZM83 210V211H82ZM108 212H107V211ZM132 210V211H131ZM182 210V211H181ZM184 210V211H183ZM226 212H225V211ZM259 210V211H258ZM45 211V212H44ZM82 211V212H81ZM86 211V212H85ZM177 211V212H176ZM202 211V212H201ZM206 211V212H205ZM220 211V212H219ZM247 211H248V213H247ZM92 212V213H91ZM132 212V213H131ZM137 212V213H136ZM179 212H180V214H179ZM204 212V213H203ZM222 212V213H221ZM239 212V213H238ZM251 212V213H250ZM262 212V213H261ZM97 213V214H96ZM99 213V214H98ZM107 213V214H106ZM225 213H227L226 215H225ZM238 213V214H237ZM245 213V214H244ZM252 214V215H251ZM32 215V216H31ZM92 215V216H91ZM98 215V216H97ZM132 215V216H131ZM135 215V216H134ZM221 215H224V216H221ZM239 215V216H238ZM263 217H262V216ZM85 216V217H84ZM102 216V217H101ZM215 216H216V218H215ZM228 216V217H227ZM243 216V217H242ZM259 216V217H258ZM92 217H94V218H92ZM105 217V218H104ZM192 217V218H191ZM200 219H199V218ZM221 217V218H220ZM226 217V219H228L227 221H226V219H223V218H225ZM131 218V219H130ZM194 218H198L197 219V221L196 220H192V219H194ZM203 218H205V219H203ZM214 218V219H213ZM218 218V219H217ZM220 218V219H219ZM203 219V220H202ZM231 219V220H230ZM254 219V220H253ZM263 219V220H262ZM85 220V221H84ZM88 220H90V223H88ZM94 220V221H93ZM116 220V221H115ZM131 220V221H130ZM135 220V221H134ZM199 220H200V223H201V221H202V224L203 225H201V227L203 228V230L205 229L206 231H208L207 233H206V231L204 230V232L205 233H203V234H209L208 236H205V235H203L202 234V231H201V235H199L198 233H200V231L198 230V227H200L199 226ZM220 220V221H219ZM252 220V221H251ZM103 221V222H102ZM215 221V222H214ZM226 221V222H225ZM190 222H192V225H193V227L191 226V223ZM197 222V223H196ZM212 222V223H211ZM218 222V223H217ZM87 224V226H86V224ZM128 223V224H127ZM188 223L190 224V225H188ZM207 223V224H206ZM215 223V224H214ZM229 223V224H228ZM85 224V225H84ZM89 224V225H88ZM93 224V225H92ZM99 224H100V226H99ZM108 224V225H107ZM117 224V225H116ZM223 224H224V226H223ZM80 225V226H79ZM98 225V226H97ZM110 225V226H109ZM121 227H120V226ZM185 227H184V226ZM204 225H207L206 227L204 226ZM229 225V226H228ZM232 225V226H231ZM128 226H129V228H128ZM189 226H191V230L192 231H190V230H187V228L189 229ZM198 226V227H197ZM209 226H211V227H209ZM257 226V227H256ZM76 227V228H75ZM97 229H96V228ZM101 227V228H100ZM180 227V228H179ZM182 227V228H181ZM187 227V228H186ZM200 227V228H201ZM205 227V228H204ZM222 227V228H221ZM227 227V228H226ZM71 230H70V229ZM102 228H104V229H102ZM151 228V229H150ZM193 228V229H192ZM199 228V229H200ZM212 228V229H211ZM263 228V229H262ZM129 229V230H128ZM134 229V230H133ZM62 230V231H61ZM81 230V231H80ZM111 231V232H109V231ZM122 230V231H121ZM148 232H147V231ZM210 230V231H209ZM220 230H222L221 231V233H220ZM250 230V231H249ZM254 232H253V231ZM88 231V232H87ZM99 231V232H98ZM136 231V232H135ZM66 232V233H65ZM96 232V233H95ZM147 232V233H146ZM188 234H187V233ZM213 232H214V234L217 232V235L215 234H213ZM224 232H225V234H224ZM237 232V233H236ZM61 233V234H60ZM86 233H88V235L86 234ZM184 233H186V235L184 234ZM212 233V234H211ZM222 233H223V235H222ZM245 233V234H244ZM253 234V235H255V238H254V236L253 235H249V234ZM144 234V235H143ZM182 236H181V235ZM189 234L190 235H193V236H190L189 237ZM199 235V237H198V235ZM233 234V235H232ZM242 234V235H241ZM68 235V236H67ZM90 235L92 236V237H90ZM95 235V236H94ZM149 235V236H148ZM203 235V236H202ZM212 236V238H211V236ZM219 235H221V236H219ZM240 235V236H239ZM259 236V238H257L256 239V237H258ZM63 236V237H62ZM195 236L196 237H198V238H195ZM202 236V240H201V237ZM210 236V237H209ZM215 236H217L218 237V239H217V237H215ZM226 236L228 237L229 236V238H226ZM231 236V237H230ZM236 236H239V237H236ZM243 236H245L244 238H243ZM253 236V237H252ZM145 237V238H144ZM182 237V238H181ZM193 237V238H192ZM205 237L207 238V239H205ZM215 237V238H214ZM223 237L226 239H223ZM233 237H235V238H233ZM152 238V239H151ZM159 238V239H158ZM208 238H210L209 240H208ZM220 238H221V240H220ZM233 240H232V239ZM251 240H250V239ZM69 239V240H68ZM86 239V240H85ZM108 241H107V240ZM118 239V240H117ZM144 239V240H143ZM181 239V240H180ZM187 239H188V241H187ZM194 239V240H193ZM197 239V240H196ZM200 239V241H202V243L204 242L206 245H210L209 246V248H206V245L203 243V245L202 246H204L205 245V247H204V249H203V247L200 245V244H202V243H200L198 240ZM205 239V240H204ZM214 239V240H213ZM228 239V240H227ZM235 239V240H234ZM243 239V240H242ZM247 240V242L249 243V246H252V248H250V247H248L247 245H248V243L246 242V240ZM255 239L257 240V241H255ZM263 241V243L260 241ZM95 240V241H94ZM98 240V241H97ZM143 240V241H142ZM151 240V241H150ZM153 240V241H152ZM186 242H185V241ZM189 240L191 241V242H189ZM194 242H193V241ZM204 240V241H203ZM211 240V241H210ZM221 242H220V241ZM225 240V241H224ZM231 242H230V241ZM242 240V241H241ZM253 240V241H252ZM259 240V241H258ZM104 241V242H103ZM110 241V242H109ZM205 241H209V242H205ZM213 241H214V243H213ZM240 241V242H239ZM252 241V242H251ZM255 241V242H254ZM73 242V243H72ZM92 242V243H91ZM102 242V243H101ZM128 242V243H127ZM194 244H193V243ZM196 242H198V243H196ZM220 242V243H219ZM230 242V243H229ZM237 242V243H236ZM242 242H246V244L244 243H242ZM257 242V243H256ZM259 242H261V243H259ZM87 243H89V244H87ZM94 243H95V246H94ZM97 243V244H96ZM99 243V244H98ZM146 243V244H145ZM172 243V244H171ZM190 243V244H189ZM200 243V244H199ZM236 243V244H235ZM254 243H255V245H254ZM69 244V245H68ZM73 244V245H72ZM84 244H86V245H84ZM91 244V245H90ZM110 244V245H109ZM148 244V245H147ZM191 244H193L192 246H194V248L193 247H191ZM202 247H200L199 245ZM228 244V245H227ZM233 244V245H232ZM240 244V246H238ZM246 246L247 248H245V249H242V248H244V246ZM260 244H262L261 246H260ZM44 247H43V246ZM98 245V246H97ZM103 245V246H102ZM109 245V246H108ZM162 245V246H161ZM190 245V246H189ZM199 246L198 247V249L196 250V248H197V246ZM219 245V246H218ZM223 245H224V247H223ZM254 245V246H253ZM260 247H259V246ZM71 246V247H70ZM109 248H108V247ZM158 246H160V247H158ZM207 246V247H208ZM214 246V247H213ZM217 246V247H216ZM235 246V247H234ZM258 246V247H257ZM263 246V247H262ZM70 247V248H69ZM106 247V248H105ZM162 247V248H161ZM181 247V248H180ZM187 247H188V249H187ZM216 247V248H215ZM228 247V248H227ZM231 247H233L231 250H228V249H230ZM237 247V248H236ZM238 247H240V248H238ZM7 248V249H6ZM74 248V249H73ZM83 248V249H82ZM88 248V249H87ZM98 248H99V252H98ZM169 248V249H168ZM176 248V249H175ZM179 250H178V249ZM191 248V249H190ZM218 248H220V249H218ZM236 248V249H235ZM259 248L261 249L260 251H259ZM68 249V250H67ZM93 249H94V252H93ZM96 249V250H95ZM107 249V250H106ZM181 249V250H180ZM184 249V250H183ZM196 251H195V250ZM203 249V250H202ZM208 249H210V250H208ZM214 250V252H213V250ZM216 249H217V251H216ZM227 250V251H222V250ZM252 249V250H251ZM11 250V251H10ZM33 250V251H32ZM61 250V251H60ZM77 250V251H76ZM80 250V251H79ZM164 250V251H163ZM171 250V251H170ZM176 250V251H175ZM192 250V251H191ZM194 250V251H193ZM203 252H202V251ZM206 250H208L207 252H206ZM248 250H250V251H248ZM64 251V252H63ZM72 251V252H71ZM75 251V252H74ZM82 251V252H81ZM84 251V252H83ZM85 251H88V252H85ZM104 251V252H103ZM179 251V252H178ZM182 251V252H181ZM190 251V252H189ZM201 251V252H200ZM216 251V252H215ZM223 253H222V252ZM233 251V252H232ZM32 252V253H31ZM68 252V253H67ZM74 252V253H73ZM113 252H114V254H113ZM117 252H118V254H117ZM192 252V253H191ZM198 255H196L195 253ZM206 252V253H205ZM212 253L213 252V254H209V253ZM218 252H220L221 253V255H220V253H218ZM259 252H261V254L259 253V255H258V253ZM21 253H23V254H21ZM72 253H73V256H72ZM76 253V256L74 255ZM80 253V254H79ZM94 253V254H93ZM102 253V254H101ZM168 253V254H167ZM183 253V254H182ZM184 253H185V255H184ZM187 253V254H186ZM191 253V254H190ZM202 253V254H201ZM203 253H205V254H203ZM209 255H208V254ZM230 253H232V254H230ZM53 254V255H52ZM65 254V255H64ZM88 254V255H87ZM98 254V255H97ZM113 254V255H112ZM194 254V255H193ZM206 254H207V256H206ZM215 254H217V257H216V255ZM224 255V257H222L223 255ZM229 254V255H228ZM253 254V255H252ZM256 256H255V255ZM52 255V256H51ZM67 255V256H66ZM69 255V256H68ZM84 255V256H83ZM108 255V256H107ZM202 255V256H201ZM212 255V256H211ZM46 256V257H45ZM75 256V257H74ZM88 256V257H87ZM91 256V257H90ZM115 256V257H114ZM119 256H122L121 258L119 257ZM188 256V257H187ZM213 256H215V257H213ZM255 256V257H254ZM258 256H259V258L260 257H262L261 259H259L258 258ZM34 257V258H33ZM64 257H66V258H64ZM78 257V258H77ZM85 259H83V258ZM94 257V258H93ZM179 257V258H178ZM190 257V258H189ZM198 257V258H197ZM200 257V258H199ZM212 257V259H210ZM219 257H220V259H219ZM257 257V258H256ZM64 258V259H63ZM74 258V259H73ZM77 260H76V259ZM79 258H80V260H79ZM107 258V259H106ZM119 260H118V259ZM214 258H216V259H214ZM228 258V259H227ZM30 259V260H29ZM82 259V260H81ZM88 259V260H87ZM109 259V260H108ZM113 259V260H112ZM116 259V260H115ZM123 259V260H122ZM198 259V260H197ZM208 259H209V261L211 260L212 262H209L208 261ZM217 260V261H214V260ZM219 259V260H218ZM224 259H227V260H224ZM257 259H258V261H257ZM74 260V261H73ZM117 260H118V262H117ZM195 260V261H194ZM251 260H252V262H251ZM256 262H255V261ZM262 260V261H261ZM64 261V262H63ZM123 261H124V263H123ZM198 261V262H197ZM201 261V260H200ZM220 261H221V263H220ZM46 262V263H45ZM62 262V263H61ZM94 262V263H93ZM121 262V263H120ZM182 262V263H181ZM207 262V263H206ZM215 262V263H214ZM223 262V263H222ZM228 262V263H227ZM224 263V264H225Z\"/></svg>","mask_w":264,"mask_h":264}]
</instances>
